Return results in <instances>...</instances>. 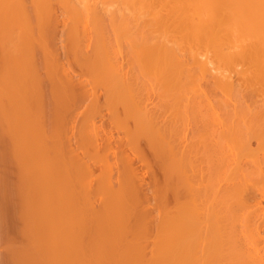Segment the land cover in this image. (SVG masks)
<instances>
[{
    "label": "rangeland",
    "instance_id": "1",
    "mask_svg": "<svg viewBox=\"0 0 264 264\" xmlns=\"http://www.w3.org/2000/svg\"><path fill=\"white\" fill-rule=\"evenodd\" d=\"M27 1V0H26ZM56 1V2H55ZM58 1V2H57ZM109 1H110V4H108L109 6L111 5V7L113 8L115 5V7L113 8V9H115L116 7H118V5H120V0H112L113 1V3H111L112 1L111 0H108V1H106V2H108L109 3ZM114 1H115V3H114ZM121 1H123L122 3H121V7H122V4H123V8H124V5H125V7H126V4H125V2H127L126 0L124 1V0H121ZM28 2V1H27ZM29 2H30V0H29ZM28 2V3H29ZM53 7L54 8H56V9H53V13H50L49 11H46V8H43V7H46L44 4H43V2H41V3H39V5L40 4H42V6L40 5V11H41V13H39V17H41V19L43 20H40V18L39 17H37L33 12H32V15H31V13L29 12V15H27V17H29L28 19H30V20H28V22L31 24V22H32V24H34L33 23V21H36L35 22V27H36V29L38 28V27H42L43 29H41V28H39L38 30H39V32H41V31H43L42 32V35L41 36H39V34H41V33H39V32H36L35 33V36H36V42L34 41V42H29L28 44H26V41H25V43H23V45L21 46L22 48H20V51L21 50H24L23 51V53H25V55L27 54V55H32L33 53L34 54H36V56H37V59H38V67L39 68H37V69H34V68H31V66L30 65H28L27 63V65L25 66V65H21V63L19 64V62H17V61H13V60H6V61H1L0 60V73H5L4 74V76L5 75H7L8 76V78H6L7 76H5V81H3L4 83H5V85L2 83H0L1 85H3L2 87L0 86V88H2L1 90H4V91H0V104L3 106L4 104H8L9 102H10V104L13 106H11L10 104L9 105H4V107H2L1 105H0V238H2V240L0 239V264H30V262H29V260H30V258H29V255H27V254H29V253H31L30 252V248L28 247V245L27 244H29V236H30V234H28L29 232H30V228H29V225H28V223H30V219L31 218H25V215L27 216V211H28V214H31L33 211H35L34 213H36L35 215H36V217H35V215H34V213H32L29 217H32V216H34V218H38V216L39 217H41V223L42 224H44V225H42V224H40L39 225V223H38V225L39 226H41V227H38V225H37V228L40 230V232H39V230H38V232H37V236H38V238L40 237V235H41V229H42V236L45 238L46 237V235H48V233L49 232H45V228L48 230V228H51L50 229V235H48V241H47V239L45 238V239H43V241L45 240V243H43V241L41 240V242H40V239L42 238V236L38 239L39 241L37 242V245L39 246V248H40V245H43L44 244V247L42 246V248H40V249H47V248H51V247H49V246H47V245H49V243H50V245H52L53 244V248H51V250H52V252H54L53 254H52V252H49L48 254L50 255V258H51V256H52V258L54 259H52V264H126V262H129V264H136L135 262H140L141 264H163L162 262L164 261H162V257L161 258H159L160 256H162L161 255V253H165V251H164V249H166V250H168L169 248H168V243H169V245L172 243L173 244V246H171V247H173V248H175L176 246H178L179 248H180V246L181 245H179L180 243H181V240H183L182 241V243H184V240H185V242L186 241H190V243H189V247H190V245L193 243V245L192 246H194V242L196 243V244H198V247L200 248L199 250H198V247L196 248L199 252H197V253H199V256H200V253H201V251L204 249L205 250V248H204V246H203V244L204 245H206V243H207V240H208V238H209V240L208 241H210L208 244H209V246L207 245V247L209 248V249H211L210 251H212V252H210V251H208L207 249V251L208 252H210V256H211V254L212 253H214L215 251H213V249H212V247L211 246H214V245H221L225 240H229L230 242H224V243H226L227 245H229V243L230 244H232V247L229 245L228 246V249L230 248V251L227 249V248H225V247H227V245H224L223 247L227 250V251H225L224 250V248L223 249H221V251L220 250H218V251H220L219 253H218V251H217V255L219 254V256H220V254L222 255V250H223V254L225 253L226 254V252H227V254L228 253H230L231 254V256H237V253L239 252H241V250H242V248H241V250L240 251H237L235 248L236 247H233V245H234V243H236V240L235 239H237V237H235V236H233V234L231 235V233H230V230H232V232H233V229L230 227H223V226H221V228L219 227V230H220V232H219V230H218V226H216L217 224L216 223H218V221L219 222H222L223 223V219H222V216L221 215H223L222 213H223V211L221 210V209H223V208H227V206H228V208L229 207H231L233 210H235V212L237 213L238 212V215L237 214H234V211H233V215H236V216H233V217H231V222L232 223H235V224H237L236 226L237 227H240L239 225V223H241V220H242V218H244V217H242L241 218V215H242V213H239V212H242L240 209H235V208H237L238 207V205H237V202H238V204H239V201H236V198H235V196H239V194L237 193V195H233V194H231V195H233L232 197L230 196V195H228V193L226 192L225 193V191L223 190V188H221L222 186V184L221 183H219L220 181L221 182H223V180L221 179V178H223V176L225 175L224 173L226 172V171H223V170H221L222 168V166L224 167L223 169H225V170H228V169H226L228 166L224 163V161H223V159H222V157H221V155H220V153H223V152H221L222 151V149H220L219 148V146H218V149L217 148H215L217 145H219V142H225L226 141V138L225 139H223V137H225L226 135H224V134H226L224 131L225 130H223V129H225L226 128V126H227V128L229 127V125L231 124L230 122H229V124L228 123H226V121H229L228 119H230L231 118V122H232V120H233V123L235 122L234 121V117H235V115L234 114H232L233 113V108H235L234 106H233V103L231 102V100H226V101H224L225 102V105L223 104L224 102L222 101V99H220L221 97H223V99L225 100V99H227L228 97L223 93V92H221L222 90H220V91H218L219 89H217V88H211V91L209 90L210 88H208V90H207V94H208V96L210 97V99H212V100H210V101H215V98L217 97L218 98V95L220 96L219 98H218V100L216 101V102H214L213 101V103L212 102H210L209 100H207L208 102H210L208 105H207V103H206V101L204 100V101H202L203 99H205V97L202 99V97H201V95H199V94H201V92H203V90L201 91V89L199 88L198 89V87H197V85L198 86H200V85H204L205 84V81H203L202 82V80L201 79H199L200 78V74H198L197 75V73H201V72H197V71H200L201 69V67H199L198 66V64L199 63H197L196 61L195 62H193L194 64L195 63H197V64H193L192 65V75H194V77H195V79L197 80V78H198V80H200V82L198 81V83H200V85L199 84H197L196 83V81L194 82V80H193V84H195V86L192 84V75H190V79H188L189 78V76L188 75H184V73H182L181 75H180V72L178 71L180 68L179 67H177L176 69V73H178L179 74V77L181 76L182 78L181 79H183V81L184 82H186L185 83V86L187 85L188 87L186 88V90L187 89H191V90H193L192 92H193V94H192V92H190V91H186L185 90V88L183 87V88H181V84H180V86H178V85H174L173 84V82L175 83V80H176V78L178 79L179 77H178V74H176L175 73V67H174V64L176 63V62H174V64L172 63V67H174L173 69H171V67H169L171 70H173V71H171V70H169V68L167 69V71H165L166 72V74H162V73H164V72H162V73H160V76H161V74H162V76L161 77H164L165 76V81L167 82V83H169L170 82V84L172 83L173 85L172 86H169V85H167V83H165L166 84V87H164L165 86V84L163 83L164 82V79L162 78V80H163V82H162V80H161V77H158L157 78V76H158V73H159V71H158V73H154L155 74V76H154V74H151L152 73V70H154L153 69V67L154 66H157V65H153L152 66V64H149V63H146L145 62V60H144V55H145V53H144V50L142 51V48L141 47H139L137 44H134L133 43V40L131 39V37L133 38V37H135V36H133L132 34V36H130L129 35V33H131V32H134L135 33V31L137 30V28H141L142 27V25L143 24H141L142 22L145 24L146 22H147V18H146V15H144V12H145V8H144V4H143V2H142V0L138 3V0H132V2H133V5H134V8H136L135 10H134V8L131 6L132 4H130V3H132V2H127V6H129V8L130 7H132L133 8V11H136L137 10V12H136V14L137 15H139V13H141L142 11H143V13H141L139 16L141 17V16H144L142 19H140L139 18V16H137V15H135V17L136 18H139L140 19V22H137V25H136V21H138L139 19H137L136 21H132V23H129V24H133V22L135 23V24H133V26H131V28L129 27V29H127V28H125V27H128L127 25L124 27V30H123V32H125V29H127V30H129L128 32H127V30H126V32H127V34H122V36H120L121 34L120 33H122V29H121V27L123 26L122 24H124V22L127 20V19H130V17L129 18H125L126 20H122L123 22H122V24H120L119 23V29H121L120 31V35L118 36V38H122L121 40H120V42H122L121 44H123V47H122V49L121 48H119V49H121L122 51L121 52H123L122 53V55H123V58H122V55H119V53H118V55L117 54H115V53H117L116 51H115V48H116V50L118 51V52H120L119 51V49H118V47L117 46H119V47H121L120 45H119V41H118V38H116L117 36H115V35H118V30H117V27L115 26V29L117 30H115V32H113V31H111V29H112V24H111V26L109 25V21L107 20L106 22H107V26L109 27V28H111V29H109L107 26H105L108 30H107V32H108V34H109V32H110V34H111V32H112V35L109 37V35H107V32L105 33V34H102V32L104 31V29L101 31L100 30V26L99 25H97L98 23H100L99 21L101 20L100 18H99V21H98V19H96L97 20V22L94 20H90V23L86 20V17L84 18L86 21V23L84 24V26H82L81 24H82V22L80 21L79 22V20L77 19L78 18V15H77V13L78 12H76V10H73L72 11V9L73 8H70V10H69V8H66L65 7V5H64V7H65V10L67 9V10H69V11H72V12H76L75 13V15L74 14H71L69 11H67V12H69V15L71 14L72 16H71V20L74 18V19H77V20H72L71 22H70V24H69V16H68V13H64L65 11H63L64 10V7H61V2L59 1V0H53ZM90 2H91V0H90ZM92 2H95V0H93ZM100 2H102L103 3V1H96V3L98 4H100L101 5V3ZM118 2H120V3H118ZM134 2H136V3H134ZM157 2V1H156ZM57 3H59V4H57ZM128 3L130 4V5H128ZM56 6H55V5ZM94 4V3H93ZM113 4H115V5H113ZM140 6V5H142L143 4V6H141V8L143 7V10L141 11L140 9H139V7L137 8V6L138 5ZM158 4L159 3H155V5H157L158 6ZM59 5V6H58ZM136 5V6H135ZM160 5V4H159ZM62 6H63V4H62ZM155 7V6H153V7H155V10H156V8L158 9V7ZM68 7V6H67ZM160 7V6H159ZM62 8H63V10H62ZM127 8V7H126ZM43 9H44V11H43ZM125 9V8H124ZM127 10V9H126ZM140 10V11H139ZM39 11V12H40ZM54 11H55V14H54ZM133 11H131V12H133ZM44 12V13H43ZM50 13L51 14V17L53 18L54 17V19L57 17V18H59L57 21H58V24H57V26L55 25H53L52 26V21L51 20H53V19H50V21H46V19L50 16H48L47 17V15H48V13ZM56 12H57V15H56ZM127 12V11H126ZM62 13V14H61ZM65 15H64V14ZM127 13H129V11L127 12ZM35 16H34V15ZM41 14H46V15H42L41 16ZM67 14V15H66ZM55 15H56V17H55ZM128 15V14H127ZM36 17L35 18V20H34V18H33V20H32V18L31 17ZM65 16V17H64ZM68 18H67V17ZM75 16V17H74ZM42 17H44V18H42ZM51 17H49V18H51ZM77 17V18H76ZM134 17V16H133ZM49 18L47 19V20H49ZM65 19V21L63 20V19ZM146 19V20H143V19ZM151 17H149L148 18V20L150 19ZM69 19V20H68ZM37 20L39 21V24L40 25H38V23H37ZM156 20V21H155ZM42 21V23H45L46 25H43V24H41L40 22ZM64 23H63V22ZM75 21H77V22H75ZM127 21H129V20H127ZM126 21V22H127ZM156 22V24H155V22ZM49 22H50V24H49ZM65 22H66V24L67 25H70V27L69 26H63V24H65ZM73 22L75 23V24H73ZM91 22H94V23H96V24H94V25H96L97 27L99 26V33L97 32V27L96 26H93V25H90V24H93V23H91ZM102 22H103V20H102ZM101 22V23H102ZM153 22H154V25L155 26H158V24H159V26H160V22L157 20V19H155L154 18V20H153ZM60 23V24H59ZM111 23V22H110ZM158 23V24H157ZM88 24H89V26H88ZM103 24V23H102ZM106 23H104V25H105ZM126 24V23H125ZM124 24V25H125ZM38 27H37V26ZM52 26V27H54L53 28V32L51 31V32H48V30H50L49 29V27H47L48 28V30H46L47 28H46V26ZM72 25V26H71ZM76 25V26H75ZM82 27H81V26ZM87 25V26H86ZM117 25V24H116ZM122 25V26H121ZM92 26L93 27H95V29H93L92 28ZM136 28H135V27ZM140 26V27H139ZM158 26V27H159ZM56 27V28H55ZM81 27V28H80ZM86 28V29H84V31L82 32V28ZM91 28V29H93V30H91V29H89V28ZM104 27V28H105ZM134 27V28H133ZM51 28V27H50ZM67 28V29H66ZM81 30H80V29ZM146 28V27H145ZM44 29L46 30V31H44ZM69 29V30H68ZM77 32V29H79V34H78V36H77V34H75V31ZM130 29L132 30V29H134L133 31H131L130 32ZM143 29H144V27H143ZM85 30H86V32H85ZM88 30V31H87ZM90 30V31H89ZM106 30V29H105ZM57 31V32H56ZM67 31H69V32H67ZM70 31H73V33H70ZM92 31H93V33L95 32V35L97 36H94L93 37V35L94 34H92ZM47 32V33H46ZM85 32V33H84ZM89 32H91V34L89 35ZM117 32V33H116ZM125 32V33H126ZM57 33V34H56ZM65 33V34H64ZM82 33H84V35L86 36V38L84 37H82L83 36V34ZM86 33H88V34H86ZM64 34V35H63ZM67 34V35H66ZM70 34V35H69ZM55 35V36H54ZM61 35H63V36H61ZM65 35H66V37H68V38H65ZM71 35H73L75 38L73 39V37H71ZM117 39L116 41H118L117 42V44L116 43H114V42H116V41H114L115 40V38ZM62 37V40H64V42L60 39ZM98 37L101 39H98ZM112 37V38H111ZM8 39H9V37H7ZM7 38H2L3 39V42L5 43V42H7ZM55 38V39H54ZM70 38V39H69ZM80 38V39H79ZM123 38H125L124 39V41H123ZM4 39H6V41H4ZM41 39V40H40ZM78 40H79V42H78ZM96 42H95V41ZM99 40V43H101V47H99V43H97V41ZM111 40H113V42H110L109 43V41H111ZM137 40V39H136ZM40 41V42H39ZM66 41V42H65ZM94 41V42H93ZM101 41V42H100ZM61 42H63V44L61 43ZM93 42V43H92ZM124 42V43H123ZM127 42V43H126ZM36 43V44H35ZM59 43V44H58ZM86 43V44H85ZM103 43H105L104 45H102ZM113 43V44H112ZM35 44V45H34ZM39 44V45H38ZM62 44V45H61ZM65 44L67 45L66 47H65ZM96 44V45H95ZM107 44V45H106ZM111 44H112V46H113V49H112V47H111ZM129 44H131V45H129ZM39 46L41 49L39 50V47H36V46ZM47 45V46H46ZM58 45V46H57ZM85 45V46H84ZM95 45V46H94ZM114 45H116V47L114 46ZM127 45H129L130 47L131 46H133L132 48L135 50V48L137 47L138 49H139V51H142L143 53H144V55H143V53H139V51H138V53L137 52H135V51H137V50H131V51H134V53L132 52H130L129 53V49H128V46ZM43 46H44V48H45V51L47 52H45L44 51V48H43ZM77 46V47H76ZM81 46V47H80ZM5 47H8V43H7V45H6V43H5ZM62 47H64L65 49L67 48V50H71V51H69V53H71V54H73V55H71L72 56V58H73V56H75V54H77L76 56V58H75V60H73L71 57H70V54L68 53V55L69 56H67L68 58H66L63 54H61V53H64V52H62V51H65ZM135 47V48H134ZM36 48H38V49H36ZM87 48V49H86ZM97 48V50H95ZM109 48H111V49H109ZM131 48V49H132ZM136 48V49H137ZM26 49V50H25ZM60 49H63L62 51H60ZM143 49H145V48H143ZM6 50H7V52H8V50L9 49H7L6 48ZM29 50V51H28ZM41 50H42V54H41ZM48 50V51H47ZM59 50V51H58ZM87 50V51H86ZM107 50H110V53H108L107 55H106V53L104 54V51H106L107 52ZM34 51H36V52H34ZM37 51H38V53H37ZM73 51V52H72ZM75 51H76V53H75ZM78 51V52H77ZM84 51V52H83ZM112 51V52H111ZM115 51V52H114ZM204 51L205 50H203L202 52L204 53ZM57 52H59L60 53V56H61V63L63 62V64H60L62 67H64V69H67V73H68V75L71 77V78H73V79H71V78H66L65 76H61V74L63 75V72H62V69H61V67H59V69L58 70H60L59 72H58V70H57V68H58V66L55 64V62L56 61H54L53 60V62H52V58H53V54L55 53V55L56 54H59V53H57ZM120 52V53H121ZM51 53V54H50ZM84 55H83V54ZM93 53H94V55H93ZM113 53V54H112ZM46 54V55H45ZM110 54V55H109ZM124 54L127 56V58H125V56H124ZM130 54H132V55H130ZM41 56V55H44V56H46L45 57V59H44V57L43 56H41V57H39V56ZM54 55V56H55ZM64 57H63V56ZM93 55V56H92ZM98 55V58H96V56ZM116 55H117V59H116ZM210 55H212L211 53H210ZM56 56H58V55H56ZM95 56V60H94V57ZM107 56V57H106ZM71 59H70V58ZM83 58V59H80L81 60V63H79L78 64V62H80V61H78L77 62V60H79V58ZM106 57V58H105ZM109 57L111 58V59H109ZM212 57V56H211ZM63 58H64V60H63ZM85 58V59H84ZM125 58V59H124ZM215 58V59H214ZM216 58L217 57H215L214 55H213V57L211 58V59H213V61L215 62V61H217L216 60ZM41 59H42V62L44 63H41ZM54 59L56 60V58L54 57ZM71 60V62L70 61H67V60ZM93 59V60H92ZM98 59H100V60H98ZM113 59H116V60H113ZM128 59V60H127ZM218 59V58H217ZM86 61V64L84 63V61ZM92 60V61H91ZM97 60V61H96ZM110 60V62L108 63L107 61H109ZM113 60V61H112ZM120 60H121V62H120ZM123 60H125L124 61V64L123 65H121L122 64V62H123ZM136 60H138V61H136ZM8 61V62H7ZM77 63H75V62ZM89 61H91V62H89ZM94 61V62H93ZM105 61V62H104ZM115 61H116V65L115 64H113V66H111L112 64V62H114L115 63ZM129 62L130 64H127V62ZM192 61V60H191ZM3 62H5V64L3 63ZM9 62H11V63H9ZM107 62V63H106ZM136 62H139L138 64L136 63ZM3 63V64H2ZM66 63H68V64H66ZM69 63H71V65L69 64ZM82 63H83V65H82ZM97 63V64H96ZM119 64V66L121 65L122 67L124 66V67H126L127 68V66L129 67V65H135L136 64V68L138 67V68H140L139 66H146L147 65V67H146V69L147 68H149V69H147V71H146V69H145V73L147 74L148 73V75H149V72H151L150 73V75H153L152 77L153 78H151L150 76V78L152 79V80H150V81H152L153 82V79H154V81H155V83H153V84H155V86H152V82L150 83V85L148 84V85H146V83H148L149 81V77H148V80H147V78H146V76H148V75H146V74H140V73H138V74H136V72L137 71H135V69H134V66H132V69L134 70H132L131 68H127V69H130V70H127L126 68H122L121 66V68L118 66V64ZM132 63V64H131ZM2 64V65H1ZM8 64V66L6 67V65ZM13 64H16V65H13ZM24 64V63H23ZM40 64H43V67L41 66V68H40ZM48 65V67H47V65ZM81 64V66L83 67H79L78 66V68L81 70L82 69V71L83 72H81L80 70V72H78V71H76L75 70V68L76 69H78L76 66L77 65H80ZM5 65V66H4ZM10 65H12V68H11V70L9 69L11 66ZM45 65V66H44ZM54 65H56V66H54ZM69 65V66H68ZM86 65V66H85ZM151 66V68H150V66ZM235 65H237V64H235ZM19 66V67H18ZM22 66V67H21ZM28 66V67H27ZM51 68H50V67ZM70 66H72L71 68H73V69H71V68H69ZM100 66V67H99ZM107 66H109V67H107ZM114 66H115V71H116V67L118 66V68L120 69V70H118V68H117V71H118V73H117V71L115 72L113 69H109V68H114ZM149 66V67H148ZM170 66V65H169ZM175 66H177V65H175ZM193 66H196V67H194V69H193ZM222 66V65H221ZM226 66V65H225ZM223 66L222 68H224V69H222V68H220L221 70V72H223V70H224V72H226V73H233L232 75L233 76H235V72H236V68L238 67V69L237 70H239V66H240V69L242 68V64L240 65L239 64V66L237 65L236 66V68H235V70H233L234 69V67L231 69H228L227 67H232L233 65H228V66ZM246 67L247 65H245L244 63H243V67ZM4 67H6V71L4 70ZM16 67L18 68V69H16ZM30 67V68H29ZM45 67V68H44ZM46 67L48 68V69H46ZM67 67V68H66ZM107 67V68H106ZM140 68V69H142V71H140L138 68V72H144L143 71V69L145 68ZM199 67V68H198ZM3 68V69H2ZM14 68V69H13ZM20 68V69H19ZM22 68H27L29 71H27V72H29V74L30 75H23V76H25V78H26V80H25V78H24V81L22 80V77H21V75H19V74H28L25 70V72L24 71H22V73H21V71H19V70H23ZM44 68V69H43ZM50 68V69H49ZM54 68H56V69H54ZM196 68H198V69H196ZM227 68V69H226ZM250 69V66H248V67H246V69ZM2 69V70H1ZM16 69V70H15ZM26 69V70H27ZM38 69H39V73H37L36 74V72L38 71ZM40 69H41V71H40ZM51 69H54L55 71V73L57 74V75H55L54 74V72H52V70ZM71 69V70H70ZM84 69V70H83ZM106 69H107V71H108V73H107V71H106ZM122 69V70H121ZM125 69V70H124ZM136 69V70H137ZM156 69H157V67H156ZM154 70L153 72H156L157 70H159V69H157V70ZM200 69V70H199ZM244 69V68H243ZM248 69V70H249ZM13 70H15L14 72H13ZM31 70H33V72L31 71ZM37 70V71H36ZM43 70H46V71H43ZM76 72L75 74L73 73L74 71ZM124 70V72L127 70V71H133L132 73H131V75L133 74V76H135V75H138L139 77H140V79L141 78H143V79H145L146 78V80L148 81V82H146V80H143L142 79V82L144 81V83H145V85L146 86H148V88H152V87H154V88H152V89H149L150 91H152L153 89L155 90V88H157V87H159L158 89H161V88H163L164 87V89L166 88H168V86H169V88L166 90H163V89H161V90H163L162 91V94H161V90L159 91H157V89L155 90V93H154V91H152V93H150V91L149 92H147L146 91V87L145 88H143V86L141 87V88H143V89H141L140 88V86H138V85H140L139 84V82L138 81H140V80H138L137 81V77L138 76H135V77H133V76H128L130 73L129 72H127L126 71V73H124V72H122L121 73V71H123ZM196 70V71H195ZM248 70H246V71H248ZM9 71H12V72H9ZM73 71V72H72ZM94 71V72H93ZM169 71H171L170 72V74H171V76H170V74L168 75V73L167 72H169ZM232 71V72H231ZM9 72V73H8ZM17 72H18V75H17ZM58 72V73H57ZM90 73V74H92V76L90 77H87L88 76V73ZM97 72H98V74H97ZM100 72V73H99ZM120 72V73H119ZM135 72V73H134ZM173 72V73H172ZM195 72V73H194ZM31 73H33V74H31ZM34 73L36 74L35 75V77L36 76H38V77H36V79L34 80L33 78H32V76L34 75ZM59 73H60V75H59ZM71 73V74H70ZM86 73H87V75H86ZM109 73L110 74H112V75H109ZM116 73H117V75L119 76V78H117V79H120V81H122L121 83H120V85L123 83V84H125V88H127V86H126V84L127 83H129L130 84V86L132 85V86H134L135 88H133L135 91V94H136V92L137 93H141L142 94V92L141 91H143L144 90V92H146L147 94H142V96H143V99H142V96H140L139 94H137L136 96H135V98H139L138 96H140V98L139 99H141L142 101H140V107H142V109L141 108H139V110H141V113H143L144 111L143 110H145V107L144 106H146V107H148L149 106V109L150 110H153V108H154V110H155V108H156V110H157V112L159 113V110L160 109H162L163 108V110H165V109H167V110H169L170 111V106H171V109L172 108H174V106H172V104H176L177 102H179V99H180V97H183V95H184V97L185 98H189V97H191V99H189V100H191L192 102H193V100H194V103L192 104V102L191 101H189L190 103H188V99H183L182 98V104L184 103L185 105H187V107L183 104H181V100H180V102L179 103H177L175 106V109H173L174 111H176V113L178 114V115H176L175 113H174V111L173 110H171L170 112L169 111H167V110H165V115L166 116H163V117H165V119L167 118L168 119V121L170 122L169 123V125L171 126V128H170V126L169 125H167L168 124V121H166L167 123H165L164 125H165V127L166 128H168L169 129V131H170V129L173 131V132H171V133H173V134H175V135H178L179 133L178 132H180V134L181 135H184L183 133L184 132H186V131H188V129H189V131H190V129H192V131L191 132H188L187 134L189 135V133H192V132H194V134H190L196 141H198V142H196V141H194V139L192 140V142H190V143H188L187 144V141H184V139H183V141L181 140V146H182V148L184 147L185 148V151L188 153L189 151H190V147H192L193 149H192V151H194V150H196L197 149V146L199 147V150L198 151H201L200 153H202V151L204 152V153H206L205 152V149H207L206 151H208L206 154H208V157L211 159V163H209V165H208V163H207V165H206V159H207V157H205V155L204 154H202V156H201V158L202 157H205V158H203V160L205 161V163H204V165H206L205 167H207L206 169V171L208 172V173H210V172H212V171H215L216 173H214V172H212L211 174H212V176H211V174H209L208 175V173L205 171V173L207 174V176H209V177H212V178H204V181H205V179L208 181V183H207V181H205L204 182V185H209L210 184V186H207V187H209L208 188V191L206 192L205 190H204V195L203 196H200L198 199H201V197H202V199L201 200H198L197 199V201H198V203L200 202H202L201 204H200V206L202 205L203 207H204V209H202V210H200V209H196V210H200V211H197V213L199 214L200 212L202 213V215L200 216V214H199V216L201 217V218H193V216L195 215V214H191L192 212H191V210L189 211V209L191 208V207H193L195 204H192L193 202H192V199H190L191 197H189L190 195L189 194H186L187 195V197H189V198H185L184 199V197H182V199L183 200H181L180 198V200L179 199H177V202H179L178 204H176V206L177 207H181V210H183L184 209V207L186 208L185 209V213L184 212H180V211H177V209H175V196H173V195H171L170 197H171V199H172V197H174L173 199H172V201L170 202V203H168L167 205H169L170 206V208H172V207H174V208H172L173 210V212H171V211H169V213L170 214H167V212L165 211V210H159V208L162 206V208H163V205L162 204H164V203H158L157 202V199H154V198H156L155 197V194H154V196H153V193H154V191H152V189L154 188L155 189V185L153 184V178H152V176H153V174H151L147 169H146V163H144V162H142L141 160H138V157H137V155L135 156L134 154H135V152L131 149V146H129V142L131 143L132 142V140H135L136 138H137V141H138V139H140L141 140V142H138L139 143V145H141V143H142V146L141 147H143L144 149H146L147 148V150H148V152L150 153V152H152V157L154 158L156 155H155V153H153L154 151L153 150H151L152 148H154L155 149V147H156V150H158L157 148V146L158 145H160L161 143H159L160 141H162V139H159L158 140V138H156V140L158 141L157 142V144H156V146H155V143L156 142H154V144H152L153 146H149V145H147L148 144V142H150L149 141V139H147V138H149L150 137V135L147 137H138V136H140L139 134H138V132L140 133V130H138V132L135 130V127L137 128L138 127V129H139V126H138V121L140 120V122L141 121H144V120H146V119H148V120H146V121H144L143 123L144 124H147L148 122L147 121H149V118L147 117V114L145 113V114H143V115H145L146 116V118H145V116H143V115H141V113H140V111L138 110V112H137V110H135L137 107H135L134 109H133V107L131 108V104L133 103V105L132 106H135L134 105V102L131 100V96H129V98H130V101H132V103L130 104V103H127V102H125V100L124 99H126L125 98V96L127 95L128 96V94L129 93H126V91H127V89L129 90V88H131V87H129V88H127V89H123V86L121 85V86H119V88L120 89H122V90H120V89H118L117 88V85H119V80L118 81H116V80H114V79H116V77H118L117 75H116ZM175 73V74H174ZM209 74H210V72H208ZM207 73V74H208ZM247 73V72H246ZM15 74V75H14ZM42 74V75H41ZM101 74V75H100ZM174 74V77H172V75ZM209 74H208V78L210 79V82H212V76H211V74H210V76H209ZM11 75V76H10ZM93 75H94V77H93ZM108 75V76H107ZM126 75H127V77H129V79L131 80V82L135 79L136 81H137V83L135 82V80L132 82V84H131V82L129 81V79H126ZM176 75V76H175ZM197 77H196V76ZM12 76H13V78H12ZM18 77V76H20V81L22 80L23 81V84H21L22 82H20V85L22 86V87H17V86H15L14 84H15V80H16V78L15 77ZM29 76V77H28ZM58 76V77H57ZM95 76H96V79L94 80L93 78H95ZM99 76V77H98ZM102 76V77H101ZM113 76H116V77H114L113 78ZM166 76H169V77H166ZM183 76H184V78H183ZM186 76V77H185ZM236 76H238V77H236ZM236 76L234 77L235 79L236 78H240L241 76H239L238 75V73H236ZM39 77L41 78V80L43 81H45L46 80V82L44 83V90H45V92L47 91V93H48V95H46L47 93H45V92H43V94L44 95H40V93H39V91L38 90H36L37 89V87L38 86H40V82L41 83H43L41 80L39 81L38 79H39ZM108 77H110V78H108ZM112 77V78H111ZM139 77H138V79H139ZM155 77V78H154ZM170 77H172L171 79H170ZM243 77V76H242ZM27 78H28V80H27ZM45 78V79H44ZM62 78V80H59V79H61ZM91 78L93 79V80H91ZM99 78V79H98ZM106 78V79H105ZM158 79V81H157V79ZM160 78V79H159ZM167 78H168V80L170 79V81H168L167 80ZM175 78V79H174ZM186 78L188 79V80H186ZM11 79H12V82H13V85H12V82L10 83V81H11ZM32 79H33V82H32ZM101 79L103 80V81H101ZM125 79H126V82L127 83H125L124 81H125ZM174 79V80H173ZM10 80V81H9ZM14 80V81H13ZM71 80H72V82H71ZM89 80H91V81H93L94 82V85L95 86H97V87H95V92H93L92 90V87L94 88V86H92L91 85V87H90V85L89 84H93L92 82H88ZM106 80V81H105ZM128 80V81H127ZM161 80V82H162V86H161V83H160V85H159V81ZM180 80V78L177 80V82ZM186 80V81H185ZM190 80H191V84H189L190 83ZM27 81V82H26ZM62 81L63 82H66V81H68V84L70 85V86H72L73 85V83L74 84H76V88L74 89V85H73V87L71 88V90H68L67 89V87H63V89L61 88L63 85L64 86H67V82L64 84V83H62ZM70 81V82H69ZM85 81V82H84ZM114 81V82H113ZM116 81V82H115ZM173 81V82H172ZM189 81V82H188ZM253 81V80H252ZM24 82H26V83H28V82H30V84H29V86H35V88H33V87H31L30 88V91L27 93V91H26V89H24L23 90V88H24ZM39 82V84L37 85V83ZM76 82V83H75ZM112 82V83H111ZM142 82L140 81V83H141V85H142ZM176 82V83H177ZM182 82V81H181ZM254 82V81H253ZM8 83H9V85H10V87L8 86V87H6L7 85H8ZM46 83H47V87H46ZM48 83H50L49 85H48ZM70 83H72V84H70ZM80 83V84H79ZM96 83V84H95ZM98 83V84H97ZM101 83V84H100ZM105 83V84H104ZM111 83V84H110ZM133 83H136V84H133ZM61 84V85H60ZM63 84V85H62ZM109 84V85H108ZM156 84H157V87H156ZM164 84V85H163ZM197 84V85H196ZM256 84V83H255ZM255 84H253L252 86L250 85V87H247V88H251L250 90H253L254 88L257 90V91H259V90H261L260 92H259V94L258 93H256L257 91H252V93L250 94L249 92L250 91H247V93H249L250 95H253V94H255V95H259L260 96V99H262L264 96V94H263V91H264V88L263 89H261V87L259 86H256ZM17 85V84H16ZM20 85H18V86H20ZM50 85H51V88H49L50 87ZM56 85H57V87H56ZM77 85L79 86V89H80V91H79V89L77 88ZM87 85H88V87H87ZM128 85V84H127ZM184 85V83L182 84V86ZM191 85V86H190ZM248 85H249V83H248ZM14 86V87H13ZM37 86V87H36ZM41 86H42V84H41ZM55 87V90H53V87ZM111 86V87H110ZM115 86V87H114ZM140 88V89H138V87ZM173 86H176L177 88H173V89H171L170 87H173ZM193 86H194V88H196V89H192L193 88ZM4 87V88H3ZM59 87V88H58ZM181 89H179V88ZM190 87H192V88H190ZM252 87H253V89H252ZM258 87V88H257ZM12 88L13 89H15V88H17V90H19V91H16V89L14 90V92H13V90H12ZM22 88V89H21ZM33 88V89H32ZM58 88V89H57ZM88 88V89H87ZM105 88V89H104ZM117 88V89H116ZM137 88V89H136ZM147 88V89H148ZM245 89V91L246 90H248V89ZM51 91V92H53V93H49V91ZM60 89H61V91L62 92H60ZM64 89H65V91H64ZM68 90V92L69 91H71L72 92V94L74 93V92H76V95H75V93H74V97H73V95H71L70 93H68V92H66L67 90ZM171 89V90H170ZM177 89V90H176ZM214 89V90H213ZM74 90V91H73ZM80 92V93H78V91ZM85 92H84V91ZM90 90V91H89ZM96 90H98V91H96ZM117 90V92H115ZM137 90V91H136ZM138 90H139V92H138ZM168 90H170V91H168ZM174 90H176V91H178V93L176 92V94L173 92ZM195 90V91H194ZM25 91H26V93H25ZM81 91H83V92H81ZM87 91H88V93H87ZM93 93H92V92ZM105 91V92H104ZM156 91H157V94H158V92H159V94L158 95H163V93L164 92H167V93H170L171 91H172V93L174 94L173 95V98H172V96H166V94L167 93H165V96H163V97H165L166 99H168V100H166V103L164 102L165 100V98H163V103L161 102L162 101V97H158V95L156 94ZM179 91H181V92H179ZM185 91V92H184ZM218 93H217V92ZM22 94H20V93ZM35 92H37V93H35ZM65 92V93H64ZM103 92V93H102ZM113 92V93H112ZM115 92V93H114ZM122 92H123V94H122ZM128 92V91H127ZM130 92H131V95L134 93L133 92V90H130ZM133 92V93H132ZM187 92H189V93H191V94H189V97H187V95H185V94H187ZM194 92H196V93H194ZM198 92H200V93H198ZM209 92H210V94H209ZM255 92V93H254ZM14 93V94H13ZM33 93V94H32ZM35 93V94H34ZM55 93V94H54ZM59 93H63V95L62 94H59ZM68 93V94H67ZM81 93L83 94V95H81ZM89 93H91V94H89ZM150 93V94H149ZM182 95H181V94ZM226 96L225 98H224V95ZM227 93V92H226ZM261 93H262V95H261ZM1 94H2V96H3V94H4V96L2 97L1 96ZM18 94V95H17ZM25 94V95H24ZM65 94H66V96H67V98H65L64 96H65ZM71 96H70V95ZM79 94H80V96H79ZM106 94V95H105ZM109 96H108V95ZM110 94H111V96H110ZM114 94V95H113ZM116 94V95H115ZM117 94H121L120 95V98H122V96H124V99L122 100V99H120L119 98V96L117 95ZM199 95L200 97H201V102L203 103V102H205V103H203L205 106H202V107H204V108H199V106L198 105H196V104H199L200 103V101L198 102V100L196 101V99L198 98V95L197 96H195V98H194V96L193 95ZM203 94V93H202ZM222 94V95H221ZM21 96V98L20 97H18V99L19 100H17L16 99V97H14V96ZM27 95H28V97H27ZM38 95V96H37ZM55 95L57 96V97H55ZM86 95V96H85ZM145 95V96H144ZM147 95H148V97H151V98H149V101H145V97H147ZM153 95V96H152ZM172 95V94H171ZM175 95H179V97L177 98ZM211 95H212V98H211ZM216 95V96H215ZM247 96V97H250V99L248 98L247 100H244L245 102L243 103L244 105H246V101H247V103H251L252 102V99L254 98V99H256V97H258L257 99L259 100V96H255V97H252V96ZM23 96V97H22ZM30 96V97H29ZM45 96V97H44ZM58 96H63L64 98L63 99H61L60 97H59V99L62 101H66V99L68 100V104H66L67 103V101H66V103L65 102H61V101H59V99H58ZM70 96V97H69ZM79 96V97H78ZM92 98H91V97ZM98 96H99V98H98ZM115 96L117 97V98H119L120 99V101H119V103L120 102H122V101H124L125 102V104H126V106H129V109H127L128 107H125V105L123 104V103H121L124 107H120V105L121 104H118L117 105V103H118V100L119 99H117V98H115ZM133 96V95H132ZM156 96V97H155ZM192 96H193V98L194 99H192ZM203 96V95H202ZM214 96H215V98H214ZM229 96V95H228ZM263 96V97H262ZM35 99H34V98ZM42 97V98H41ZM69 97V98H68ZM83 97H85V98H83ZM105 98V99H102V98ZM107 97H111L110 99L109 98H107ZM148 97H147V99H148ZM158 97V98H157ZM169 97H171V98H169ZM176 97V98H175ZM252 97V98H251ZM4 99V100H2V99ZM15 98V99H14ZM23 98H26V99H23ZM30 98H31V100H30ZM32 98H33V102H32ZM48 98V100H46ZM76 98V99H75ZM79 98V99H78ZM83 98V99H82ZM5 99H6V101H5ZM17 100V101H14V100ZM116 99V100H115ZM151 99H152V101H151ZM154 99V100H153ZM159 99H161V101L159 100ZM169 99H171V100H169ZM173 99H175L177 102H172V100ZM199 99V98H198ZM230 99V98H229ZM8 100V101H7ZM23 102H22V101ZM26 100V102L24 103V101ZM27 100H29V101H27ZM37 100V101H36ZM41 100H42V102H41ZM58 100V101H57ZM71 100H72V102H73V100H74V102H73V104H72V102H71ZM76 100V101H75ZM81 100V101H80ZM106 100V102L108 103V101L107 100H109V101H111V106L114 104L116 107L115 108H113L114 106H112V108L110 107V109L112 110L111 111V113H110V109L107 111V109H106V107L107 106H105V104L106 105H108V104H110V103H105L104 101ZM115 100V101H114ZM126 100H128V98L126 99ZM184 100V101H183ZM251 101V102H249V101ZM46 101V102H45ZM50 101V102H49ZM56 101H57V103H56ZM96 101V102H95ZM117 101V102H116ZM129 101V100H128ZM134 101H135V99H134ZM151 101V102H150ZM160 101V103H158V108H157V106L155 105V104H157V102H159ZM168 101V102H167ZM170 101V102H169ZM196 101V102H195ZM221 101H222V103H221ZM6 102V103H5ZM13 102V103H12ZM18 102V103H17ZM22 102V103H21ZM28 102V104L30 105H26V103ZM80 102V103H79ZM83 102V103H82ZM89 102V103H88ZM101 102H103L104 104H102ZM136 102V101H135ZM144 104H143V103ZM148 102H150V103H148ZM186 102V103H185ZM198 102V103H197ZM229 102L230 103H232V104H230V106L228 105L229 104ZM20 103V104H19ZM50 103V104H49ZM52 103V104H51ZM54 103H55V105H54ZM60 103H62V105L60 104ZM63 103H65L64 105H63ZM147 103V105H145ZM171 104V105H169V104ZM202 103H200V104H202ZM212 103V104H211ZM218 103H219V105H218ZM15 104V105H14ZM21 106V107H19V105ZM31 104H33L32 106H31ZM39 106H38V105ZM43 104V105H42ZM45 104V105H44ZM46 104H48L47 106L48 107H46ZM59 104H60V106H59ZM87 104V105H86ZM91 104V105H90ZM150 104V105H149ZM164 104H166V105H164ZM178 104H180V106L182 105L183 106V111L182 112H180L181 110H182V108H181V110L178 112L177 110L179 109V105ZM193 105L194 106V109L196 108L195 107V105L196 106H198L197 108L198 109H200L202 112H203V114L205 115L206 113H208V118H201L202 116H200V115H203V114H200L201 112H200V110H197V108L194 110V109H192L191 107L192 106H190V105ZM199 104V105H200ZM215 104H217V105H214ZM223 104V105H222ZM226 104H227V106H228V108L229 107H231V105L233 106L232 107V111H231V108H230V111H228V109L227 108H225V107H227L226 106ZM242 104V105H243ZM22 105H24V106H26V107H29L30 108V110H29V112L30 113H28V111H26L27 109H29V108H26V107H22ZM50 105V106H49ZM54 106V107H52V106ZM57 105V106H56ZM67 105V107H66V109L64 108V106H66ZM99 105H103L104 107H102L101 108V110L99 111ZM144 105V106H143ZM154 105L156 106V107H154ZM161 105V106H160ZM165 107V109H164V107ZM211 105H213L215 108H213ZM222 105V106H221ZM5 106L7 107L6 108V110L4 109L5 108ZM11 106V107H10ZM15 106H17L16 107V109L18 108H20V110L22 109V111H20V110H16L15 109ZM38 106V107H37ZM44 106V107H43ZM58 106H59V109L60 110H58L59 111V113L57 112V109L56 108H58ZM61 106H63V107H61ZM100 106V107H101ZM137 106V105H136ZM153 106V108H150V107H152ZM1 107H2V109H1ZM31 107H32V109H31ZM44 108V112L40 109V108ZM49 107H52L51 109L49 108ZM117 107L119 108L118 110L119 111H117ZM144 107V108H143ZM186 107V108H185ZM9 108V109H8ZM12 108V109H11ZM33 108L35 109V111L36 110H38L37 112H35L34 110H33ZM47 108H49V109H47ZM90 108V109H89ZM92 108V109H91ZM121 108V109H120ZM169 108V109H168ZM189 108V110H190V108H191V110H192V112H189V110H186V109H188ZM216 108H218V109H216ZM242 107H240V109H241ZM53 109V112H52V116L50 115L51 114V110ZM63 109H65V110H67L68 109V111H64ZM94 109H96L95 110V113H94V116H91V115H93V112H90V111H94ZM103 109V110H102ZM105 109V110H104ZM124 109H125V112H124ZM127 109V110H126ZM206 109V110H205ZM226 109V110H225ZM245 110V107H243L241 110ZM4 110H5V113L4 114H2L3 112H4ZM12 110H14V111H12ZM41 110V111H40ZM50 110V111H49ZM56 110V111H55ZM82 110H84V111H82ZM133 110H135L136 111V113L133 111ZM163 110H162V112H163ZM190 110V111H191ZM194 110V111H193ZM227 112H225V111ZM246 110H250V108L249 107H247L246 108ZM8 111V112H7ZM16 111V112H15ZM26 111V112H25ZM34 111V113H31V112H33ZM127 111H129V113H130V111H131V114H129V115H127L128 113H127ZM133 111V112H132ZM143 111V112H142ZM185 111L187 112H189L188 114L190 115V114H192V115H190V116H192V118L191 119H189V121H191V123L192 124H190L189 122H188V118H190V116L188 117L187 116V114L185 113ZM198 111V114H196L197 116H193V113L195 112H197ZM221 111H223V112H221ZM23 114H22V113ZM28 113V115H26L25 113ZM42 112V113H41ZM50 112V113H49ZM64 112V114H62ZM103 112H105V114L103 113ZM162 112H160V114H161V116H162ZM172 112L176 115L175 117V120L174 119H172V116H174V114L173 115H169L170 117H171V120H170V117L168 116V114L170 113V114H172ZM184 112V113H183ZM219 112V113H218ZM228 112H231V114L230 113H228ZM19 113V114H18ZM91 113V114H90ZM100 113V114H99ZM114 113V114H113ZM123 113H124V115H123ZM138 113H140V114H138ZM164 113H163V115H164ZM167 113V114H166ZM182 113V114H181ZM194 113V114H195ZM209 113L211 114L210 116L212 117H210L209 116ZM221 113V114H220ZM223 113H225V114H223ZM16 114H18V116L17 117H15L16 116ZM25 114V115H24ZM36 114H37V117H36ZM58 114H59V116H58ZM90 114V115H89ZM110 114L111 115H113L114 117H112V116H110ZM133 114H135V115H133ZM218 114V115H217ZM231 115V117L230 116H228V115ZM251 114V113H250ZM250 114L248 115L247 113H246V115H241L243 118H241L240 119V116L238 115V117H239V119L240 120H242V123L243 122H245L243 119H244V117L249 121V122H253V118H252V120H251V118L249 117L250 116ZM12 115V116H11ZM15 115V116H14ZM19 115H20V117H19ZM22 115V116H21ZM49 115H50V117H49ZM55 115V118H53V116ZM102 115V116H101ZM136 115H140V116H143V118H140L137 122H136V120L140 117V116H138V118L136 117ZM180 115V116H179ZM183 117H182V116ZM184 115H185V117H184ZM203 115V116H204ZM220 115V116H219ZM223 115V116H222ZM226 115H227V117H229L228 119L226 118ZM232 115H233V117H232ZM262 115H264V114H262ZM27 116V117H26ZM43 116H45V117H43ZM48 116V117H47ZM58 116V117H57ZM63 116H65V117H63ZM67 116V117H66ZM169 118H168V117ZM6 117V118H5ZM12 117V118H11ZM30 117V118H29ZM41 117H43V119L41 118ZM46 117H47V119H46ZM70 117H71V119H70ZM91 117H93L94 119H91ZM126 117V118H125ZM133 117V118H132ZM182 117V119H180ZM195 117H197L198 119L199 118H201V121H200V119H199V121H198V119H196ZM206 117V116H205ZM219 117V118H218ZM23 118V119H22ZM44 118H45V121L43 122L42 120H44ZM50 118H51V120L52 119H58V118H60V121H59V119H58V121H59V124H60V126H59V124H58V122H56L55 120H52V121H50ZM66 118L67 119H70V120H66ZM118 118L121 120V122H120V120H118ZM130 120H129V119ZM174 118V117H173ZM178 118V119H177ZM214 118V119H213ZM11 119V121H12V119H13V121L11 122H9V120ZM19 119H21V120H19ZM26 119V120H25ZM91 119V120H90ZM116 119V120H115ZM126 119V120H125ZM133 121H132V120ZM142 119V120H141ZM180 119V120H179ZM183 119H186V120H184V122L186 121V125L184 124V122H183ZM196 119V120H195ZM222 119V120H221ZM225 119V120H224ZM245 119V120H246ZM40 120V121H39ZM62 120H64L63 122H62ZM66 120V121H65ZM75 120V121H74ZM77 120V121H76ZM127 120H129V121H127ZM173 120V121H172ZM215 120V121H214ZM219 120H220V122H219ZM236 120V119H235ZM7 121V122H6ZM26 121V122H25ZM42 121V122H41ZM67 121H71V123L69 122H67ZM123 121V122H122ZM178 121V122H177ZM194 121H197V123H199V122H202V123H199V124H196V122H194ZM218 121V122H217ZM222 121V122H221ZM248 121H247V124H248ZM3 122V123H2ZM20 122V123H19ZM22 122V123H21ZM46 122H50L49 124L51 125H49L48 123V125L47 124H45ZM52 122V123H51ZM55 122H56V127H54V126H52V125H54L55 124ZM61 122H62V124H61ZM65 122L67 123V124H70L69 126H68V128H67V126H65L66 124H65ZM110 122H111V124H110ZM116 122V123H115ZM124 122H126V123H124ZM147 122V123H146ZM163 122H165V120L163 119ZM173 122V123H172ZM176 124H175V123ZM182 122H183V124H184V126H185V128H184V126H183V124H182ZM187 122H188V124H187ZM212 122V123H211ZM226 124H225V123ZM249 123V125H251V124H254V123ZM7 123H9V125H8V127H7ZM11 123H13V125L11 124ZM14 123H16V125H17V123H19V126H15L14 125ZM83 123H85V124H83ZM120 123H121V125H122V129L121 130H126V127L128 128V130H130L131 129V131L129 132L128 130L126 131V132H128V133H126V132H124V131H121L120 130V128H117V126L119 125V126H121L120 125ZM135 123V124H134ZM137 123V124H136ZM171 123H172V125H171ZM207 123V124H206ZM208 123H210V125L211 126H209V129L211 130V131H213V133L214 132H216V134H213L212 132V134L213 135H216V137L214 138L213 137V135H211L209 132V130H208V132H206V130H207V128L205 129V127L204 126H208ZM220 123V124H219ZM236 123H238L237 121H236ZM10 124L12 125L11 126V128L12 129H15V128H17L18 130H19V132L20 133H22V131H23V133H24V129H27L28 130V128L30 129V130H28V131H26L25 130V134H20L21 135V138H23L24 136V140L22 139L21 140V143H23V142H25V144H26V140H27V138H28V136H31V138H33V140H37V141H34V143L36 144L37 142H39V143H37L36 145L34 144V148H35V146L37 147V148H35V150L33 149V154L29 157V159L26 157L27 155L25 154V153H23V150H22V154H24L25 156H23L22 157V159L24 160V161H22V162H24V164H20V162H18L16 159L13 161V151H12V149H13V147L14 146H12V145H14V143L12 142V138L10 137L11 136V128H9L10 127ZM22 124V125H21ZM26 124V125H25ZM58 124V125H57ZM103 124V125H102ZM116 124V125H115ZM150 124V125H149ZM194 124H196L197 125V127L194 125ZM200 124H202V126L200 127ZM256 124V123H255ZM30 125H31V127H33V128H31L30 127ZM43 125H44V127L46 128H44V129H42L41 127H43ZM79 125V126H78ZM83 125V126H82ZM95 125H97V126H100L99 128L98 127H95V129L96 128H98V129H100L99 130V137L97 136V138H96V131L94 132V127L93 126H95ZM105 125V126H104ZM127 125H129V126H127ZM140 125H142L143 126V124H142V122H141V124ZM148 125L149 126H151L152 128H151V130L152 129H154V127H153V125L151 124V121H149V123H148ZM148 125H144V126H148ZM167 125V126H166ZM187 125H189V128L187 127V130H186V126ZM226 125V126H225ZM14 126H15V128H14ZM23 126V127H22ZM37 126H38V128H37ZM41 126V127H40ZM64 126H65V128H64ZM74 126V127H73ZM82 126V127H81ZM92 126V127H91ZM114 126H115V128H114ZM123 126L125 127V129L123 128ZM131 126V127H130ZM135 126V127H134ZM142 126H140V129L141 128H143ZM169 126V127H168ZM175 126H177L176 128L179 130H177L176 128H175ZM179 126H181V127H179ZM190 126H192V127H190ZM199 126V127H198ZM215 126V127H214ZM225 126V127H224ZM24 128V129H22V128ZM26 127H28V128H26ZM39 127L41 128V131H37V129L38 130H40L39 129ZM51 129H50V128ZM54 127V128H53ZM58 127H59V129H58ZM84 127V128H83ZM106 127V128H105ZM111 127V128H110ZM129 127H130V129H129ZM224 127V128H223ZM9 128V129H8ZM19 128H21V129H19ZM49 128V129H48ZM53 128V129H52ZM87 128V129H86ZM103 128V129H102ZM199 129V131L198 130H196V129ZM202 128V130L203 129H205V130H203V131H200V129ZM223 128V129H222ZM8 129V130H7ZM16 129V130H17ZM106 129H108V130H106ZM145 129V130H144ZM143 129V132L144 131H146V132H148L147 130L149 129V132H150V128H144ZM168 129H167V131H168ZM213 129V130H212ZM220 129V130H219ZM10 130V131H9ZM21 130V131H20ZM74 130V131H73ZM106 130V131H105ZM184 130V131H183ZM186 130V131H185ZM218 132H217V131ZM222 130H223V132H224V134H223V136H221V134H220V132L222 133ZM32 131V132H31ZM37 133H35V132ZM56 131V132H55ZM61 131V132H60ZM86 131V132H85ZM105 131V132H104ZM117 131V132H116ZM120 131V133L118 134V132ZM132 131H136V133L133 135V137H132V134H133V132ZM154 131V130H153ZM168 131V132H169ZM175 131L178 133H175ZM198 131V133H196ZM8 132V133H7ZM10 132V133H9ZM26 132H27V136H26ZM33 132L35 133L34 135H33ZM40 132V133H39ZM44 132H46V134H44ZM106 132H107V134L109 135V138H110V141H111V146H112V150H110L109 152H110V154L108 153H106V145H105V143L108 141V139H107V134H106ZM152 132V131H151ZM202 132V133H201ZM205 132H206V134H205ZM47 133H49V135H48V137H46L45 135H47ZM154 133V135H155V132H153ZM153 133H150V134H153ZM207 133L208 134H210L209 136H212V138L211 137H208V135H207ZM72 134V135H71ZM84 134V135H83ZM113 134V135H112ZM126 134H128V135H126ZM142 134V133H141ZM143 134H145V135H147L148 133H143ZM142 134V135H143ZM173 134H171V135H173ZM195 134H199V135H201V136H199V135H195ZM203 134H205V135H207L205 138L203 137V136H205V135H203ZM218 134H219V136H218ZM58 135V136H57ZM62 135V136H61ZM63 135H64V137H63ZM89 135V136H88ZM115 135H117V136H115ZM195 135V136H194ZM32 136H34V137H32ZM36 136H37V138H36ZM43 136V137H42ZM56 136V137H55ZM70 136V137H69ZM106 136V137H105ZM144 136V135H143ZM151 136H153V135H151ZM10 137V138H9ZM93 137H95V138H93ZM200 137V138H199ZM219 139H218V138ZM221 137V138H220ZM4 138V139H3ZM26 138V139H25ZM46 138V139H45ZM58 138V139H57ZM115 138V139H114ZM121 138V139H120ZM133 138V139H132ZM202 138V139H201ZM207 138V139H206ZM208 138H209V140H208ZM213 138L215 139V140H221V141H219L218 142V144L216 143V141L214 140V142H215V144H214V142H212V140H213ZM217 138V139H216ZM3 139V140H2ZM10 139H11V141H10ZM41 141H40V140ZM56 139V140H55ZM87 139H88V141L91 139L92 140V143H85V142H88L87 141ZM132 139V140H131ZM186 139V138H185ZM203 139H205L204 141L205 142H202V140ZM212 139V140H211ZM32 140V141H33ZM39 140V141H38ZM47 140V141H46ZM48 140H50V142H48ZM55 140V141H54ZM90 140V141H91ZM98 140V141H97ZM120 140H121V142H120ZM124 140V141H123ZM126 140H129V141H126ZM151 140V139H150ZM165 141H166V139H164ZM190 139L188 140V142L189 141H191ZM211 140V141H210ZM217 140V141H218ZM225 140V141H224ZM28 141V140H27ZM61 141V142H60ZM84 141V143H82ZM94 141H95V143L96 144H93L94 143ZM115 141V142H114ZM123 141V142H122ZM165 141H163L162 143L163 144H161L162 146L163 145H166L165 144ZM208 141V142H207ZM12 142V143H11ZM56 142V143H55ZM74 142V145L71 147V145L70 144H72ZM135 144H136V142L135 141H133ZM153 142V141H152ZM194 142H196V143H194ZM207 142V143H206ZM211 142L213 143V145H211ZM70 143V144H69ZM78 143H79V146H77L78 145ZM115 143V144H114ZM126 143V144H125ZM134 143H132V145L134 144ZM193 143V144H192ZM197 143H200V144H198L197 145ZM24 144V143H23ZM24 144V145H25ZM39 144V145H38ZM66 145V146H64V145ZM75 144H77L76 146L77 147H75ZM82 144H84V147L82 146ZM86 144V145H85ZM89 144H92V145H89ZM103 146H102V145ZM118 144V145H117ZM191 144V145H190ZM204 146L205 144V149L202 147V145ZM208 144V145H207ZM257 144H258V140L256 139V138H252V140H251V145L253 146V147H255V146H257ZM43 145V146H42ZM50 145H51V147H50ZM55 145H56V147H55ZM89 145V146H88ZM96 147H95V146ZM101 145V146H100ZM131 145V144H130ZM145 147H144V146ZM146 145L148 146V147H146ZM9 146H10V148H9ZM27 145H25V147H26ZM42 146V147H41ZM81 146V147H80ZM93 146V147H92ZM97 146H100V147H98L97 148ZM114 146V147H113ZM134 146V145H133ZM160 147L159 146V149L161 148H163L164 149V147ZM167 146V145H166ZM194 146H195V148H194ZM208 146H210V147H208ZM6 147V148H5ZM43 147H45V148H43ZM74 147V148H73ZM121 147H123V148H121ZM212 147H214L215 148V150H217L215 153L214 152H212V150H213V148ZM57 148V149H56ZM71 148V149H70ZM75 148H77V149H75ZM79 148V149H78ZM105 148V149H104ZM149 148H151V149H149ZM189 148V149H188ZM200 148L202 149V150H200ZM209 148V149H208ZM10 149V150H9ZM37 149V150H36ZM69 149H70V152H69ZM76 150L75 151V153H74V150ZM81 149H83V150H81ZM93 149H95V150H93ZM121 150V149H123V150H125V151H127V153H129V155H131V158H132V160H133V165H134V167L136 168V170H137V172H139L141 175H142V177L144 178V189H143V191L145 192H143L144 194L143 195H147V196H145V198L143 197L142 199H144V200H140V197H141V192L140 191H137V190H133V188L135 187V185L133 186V185H131L130 184V180H132V177H131V174H130V176L128 175V173L126 174L127 175V177L129 178V180L127 179V177H126V175H125V177H124V179L123 178H121V181H124V183H126V182H128V183H126L127 185L126 186H129L126 190H127V193L125 194V192H126V190H125V186L123 187V186H119L120 187V189H122V190H120L119 189V187H118V189H119V192H118V189H117V183L116 182H114V181H117L116 179H118L119 180V178H120V175H117L118 173H116V171L118 172V170L116 169V166L117 165H115V162H116V164L118 163L117 162V160L118 159H116L119 155H117V150ZM165 149L167 150V152H168V146H167V148L165 147ZM188 151H187V150ZM204 149V150H203ZM210 149H211V151H210ZM45 150V151H44ZM53 150V151H52ZM65 150V151H64ZM73 150V151H72ZM102 150V151H101ZM104 150H105V153H103L104 152ZM156 150H155V152H156ZM166 150H164V151H161V150H158V152H161V154H160V158H162V157H164V155L162 156V153H165L166 152ZM221 150V151H220ZM9 151H11L12 152V154H8V152ZM49 151V152H48ZM62 151V152H61ZM71 151L73 152V153H71ZM220 151V152H219ZM241 152H240V154H242V160L243 161H248V160H250L248 157L249 156H252L253 154H251V153H249V151H248V153L249 154H251V155H245V152L247 153V151H242V150H240ZM38 154H37V153ZM58 152V153H57ZM61 152V153H60ZM68 152L69 153H71V154H68ZM144 152H145V150H144ZM166 152V153H167ZM251 152V151H250ZM253 153H254V151H252ZM21 153H19V154H21ZM78 155H77V154ZM93 153V154H92ZM157 153V152H156ZM166 153H165V157L168 155H166ZM194 153V152H193ZM192 153V155H194ZM199 153V154H200ZM211 153V155H209ZM239 153V152H238ZM247 153V154H248ZM35 154V156H33ZM44 154V155H43ZM60 154H62V155H60ZM73 154V155H72ZM76 154V155H75ZM85 154V155H84ZM107 154V155H106ZM148 154V153H147ZM255 154V153H254ZM260 154L262 155H264V153L263 152H260ZM11 155L13 156V157H11ZM70 155H72V157L70 156ZM105 155V156H104ZM150 155V154H149ZM201 155V154H200ZM223 155V154H222ZM41 156H42V158H41ZM47 156V157H46ZM61 156V157H60ZM110 156V157H109ZM151 156V155H150ZM158 156H159V153H158ZM158 156H156L157 158H155V160H153L152 162H153V166L151 165V167L152 168H154L155 170H153L156 174L158 173V174H160L161 173V175L163 174L162 172H160V171H162V170H166L167 172H165L166 174H168L169 176H170V174L172 175V176H170V178L171 177H174V179L176 178V176H174L175 174H178L179 175V171H177V172H179V173H175L174 174V172H173V170L172 171H168L169 170V168H167V167H170L171 168V166H172V169H176V170H178V167L176 166L175 167V165H172L173 163V160H176L177 159V157H176V159L174 158L173 160L171 159L172 157H168V156H170V155H168L167 157L169 158V159H171V161L169 160V159H165V157L164 158H162V162H161V160L159 159V157ZM162 156V157H161ZM187 158H190L189 156L190 155H185ZM207 156V155H206ZM247 156V157H246ZM254 156V155H253ZM24 157H26V159H24ZM32 157H37L38 159H36L35 160V162H33V163H36L37 162V165H38V167H39V169L38 170H36V173H37V171L39 172L40 171V168L42 167L43 169L39 172V173H42V171H44L43 172V174H45V169L46 168H44V166L46 167V166H49V168L47 167V169H49V170H47L46 169V171H49L48 173L46 172V174L45 175H49V177H46L47 179L48 178H50V180L53 178V176H54V178L51 180V181H53L52 183H50L48 180H46V178L45 179H43V177H45V176H42V174H39V173H37L36 174V177H38V176H42V178L41 177H38V178H36V180L38 179L39 180V178H40V180H42L43 179V181L45 182V183H41V181H36V183H33V185H31L27 180H28V178L26 177L27 175V173H28V171H29V169H28V171H27V169H26V167H25V163H26V165H28L31 161H32ZM50 157V158H49ZM80 157H81V159H80ZM99 157V158H98ZM151 157V158H152ZM200 157V156H199ZM214 157V158H213ZM220 158V159H217V160H215L214 162H215V164L213 163V159H216V158ZM44 158V159H43ZM70 158V159H69ZM77 158V159H76ZM82 158L84 159V160H82ZM87 158H89V159H87ZM119 158V157H118ZM21 159V160H22ZM39 159H41V160H39ZM61 159V160H60ZM102 159V160H101ZM112 160L111 161V163L109 162V161H107V160ZM28 160V161H27ZM34 160V159H33ZM47 162V161H49V162H47V165H45V161ZM51 160V161H50ZM80 160V161H79ZM87 160V162H84V163H89L88 165L90 166V165H93L92 166V168H93V171H92V173H91V170H92V168H91V166L89 167H86V165L87 164H84L83 163V161H86ZM98 160H101V161H98ZM106 160V161H105ZM165 160H168V161H165ZM181 159L180 158H178V160H176V161H180ZM202 160V161H203ZM219 160V161H218ZM25 161H27V162H25ZM63 161V162H62ZM14 162H16V163H14ZM19 163V168H21V170L20 169H16L15 168V166L18 168V163ZM42 162V163H41ZM56 162V163H55ZM82 162V163H81ZM106 162H108V164L110 163V164H112L113 165V163H114V165H113V167H112V165H111V167L114 169V171H113V169H111L112 170V172H111V170H110V173H112V175H111V178L112 177H114V178H116V179H114L113 178V180L111 179V181H113L114 182V184H113V182H110V181H108V175H107V173H105V172H103L104 170H103V167H104V163H106ZM136 162V163H135ZM169 162H171V163H169ZM207 162H210V160H208ZM157 165H156V164ZM161 163V164H160ZM176 163V162H175ZM216 163H220V164H222V166L219 164H216ZM17 164V165H16ZM39 164H43V166H39ZM77 164H79V165H77ZM103 166H102V165ZM171 164V165H170ZM177 164H178V162H177ZM210 164H211V166L213 165L214 166V168L212 167V168H209V166H210ZM22 165L25 167H23L22 168ZM36 165V166H37ZM62 165H63V167H62ZM69 165V166H68ZM136 165V166H135ZM161 165H163L164 166V168H163V166L161 167ZM179 165V164H178ZM215 165H217V166H215ZM61 166V167H60ZM68 166V167H67ZM78 166V167H77ZM85 166V167H84ZM157 166V167H156ZM166 166V167H165ZM210 166V167H211ZM226 166V167H225ZM37 167V168H38ZM59 167V168H58ZM75 167V168H74ZM161 167V168H160ZM218 167V168H217ZM29 168V167H28ZM90 168V170H88ZM138 168H140V169H138ZM168 170H167V169ZM229 168V167H228ZM16 169V170H15ZM24 169H26V170H24ZM51 169H52V171H51ZM63 169H65V170H63ZM115 169H116V171H115ZM143 169V170H142ZM146 169V170H145ZM210 170V172H209V170ZM213 169V170H212ZM215 169V170H214ZM218 170V172H217V170ZM23 170V173L21 172ZM70 170V171H69ZM158 170V171H157ZM160 170V171H159ZM175 170V171H176ZM16 171L18 172V174L20 175H18L17 174V177H16ZM54 171V172H53ZM59 171V172H58ZM71 171H72V173H71ZM77 171V172H76ZM90 171V172H89ZM221 171V174L219 173ZM21 172V173H20ZM27 172V173H26ZM51 172V173H50ZM99 172H101V173H99ZM113 172H115L114 174H113ZM171 172V173H170ZM173 172V173H172ZM24 173H26V174H24ZM56 173H57V175H56ZM59 173H61V174H59ZM65 173V174H64ZM70 173V174H69ZM74 173V174H73ZM87 173V174H86ZM90 173V174H89ZM95 173V174H94ZM99 173V174H98ZM104 174V176H103V174ZM150 173V174H149ZM219 173V174H218ZM11 174V175H10ZM14 174V175H13ZM76 174V175H75ZM81 174V175H80ZM98 174V175H97ZM106 174V175H105ZM145 174V175H144ZM174 174V175H173ZM206 174H205V176H206ZM214 174V175H213ZM2 175V176H1ZM26 175V176H25ZM62 175H65V176H62ZM152 175V176H151ZM159 176V177H162V176ZM218 177H220V175H221V178H219V181L217 182V179L218 178H216L217 176ZM223 175V176H222ZM23 176V180L20 178V177H22ZM98 176V177H97ZM117 176H119V177H117ZM169 176H168V178H169ZM5 177V178H4ZM24 177H25V179H24ZM61 177V178H60ZM72 177V178H71ZM106 177V179L104 180V178ZM158 177V178H159ZM20 179L21 181H19V180H17V179ZM59 178V179H58ZM75 178V179H74ZM96 178V179H95ZM125 178H126V180L127 181H125ZM150 178V179H149ZM152 178V179H151ZM3 179H4V182L3 183H1L2 181H3ZM16 179V180H15ZM66 181H65V180ZM123 179V180H122ZM208 179H210V180H208ZM221 179V180H220ZM17 181V183H15V181ZM76 180V181H75ZM79 180V181H78ZM104 180V182L102 183V181ZM148 180V181H147ZM171 180V179H170ZM23 181V182H22ZM27 183H26V182ZM67 181H69V183L67 182ZM71 181V182H70ZM78 181V182H77ZM88 181V182H87ZM107 181H108V183H107ZM120 181V180H119ZM133 181V180H132ZM146 181V182H145ZM40 182V184H38V186H40V188H38L37 187V183H39ZM50 183V184H54L53 186L52 185H50V187H51V191H49L48 189H49V187H46L45 185H49V184H46V183ZM61 182H63V183H61ZM105 182H106V184L108 185V186H105L104 184H105ZM149 182H151L152 184L151 185H148L149 184ZM169 182V184H166L165 183V185L169 188V185L171 186L170 188H173L174 186H175V181L174 180H171V181H169V179H168V181H167V183ZM211 182V183H210ZM19 183H21V184H19ZM22 183L24 184V185H22ZM101 183L104 185V186H102L101 185ZM132 183V182H131ZM171 183H173L174 184V186L173 185H171ZM206 183V184H205ZM220 184V191H222V192H220L219 191V184ZM30 184V185H29ZM42 184V185H41ZM72 184H74V185H72ZM113 186H112V185ZM133 184V183H132ZM218 184V185H217ZM45 186V188L49 191H47L48 192V194L50 193V195H49V198H48V194L45 192L46 190H45V188L43 189V187ZM65 185V186H64ZM68 185V186H67ZM85 185V186H84ZM109 185H111L110 187H109ZM119 185V184H118ZM131 185V186H130ZM15 186V187H14ZM19 186V187H18ZM22 186V187H21ZM33 186H34V188H36V190H32V188H33ZM43 186V187H42ZM57 186V187H56ZM59 186V187H58ZM67 186V187H66ZM115 186V188H113ZM154 186V187H153ZM213 186V187H212ZM102 187V188H101ZM113 189H112V188ZM123 187V188H122ZM131 187V188H130ZM23 188V189H22ZM25 188H27L26 190H25ZM54 188V189H53ZM67 188V189H66ZM86 188V189H85ZM99 188H101V189H99ZM105 188V190H103ZM109 188H110V190H112V191H110L109 190ZM212 188V189H211ZM218 188V189H217ZM16 189V190H15ZM38 189V190H37ZM44 190V192L43 191H41V190ZM56 189V190H55ZM90 189V190H89ZM108 189V190H107ZM153 189V190H154ZM204 189H206L207 190V188L206 187H204ZM18 190H19V192H18ZM25 191V193L28 195H25V194H23L24 195V197H23V195H22V192H20V191ZM117 190V191H116ZM123 190H125V191H123ZM211 190H212V192H211ZM30 191V192H29ZM32 191H34L35 193L36 192H39V193H36V195H35V193L34 192H32ZM40 191H41V193H40ZM99 191V192H98ZM109 191V193H105V192H108ZM120 191H122L121 193H120ZM129 191V192H128ZM136 191L139 193V194H137L136 193ZM214 191H216V192H214ZM218 191V192H217ZM58 192V193H57ZM94 192V193H93ZM111 192H113V193H115L116 194V196H118V197H116L115 196V194L113 195V193H111ZM124 192V193H123ZM206 192V193H205ZM14 193V194H13ZM16 193H18V194H16ZM32 193H34V194H32ZM45 193V194H44ZM60 193V194H59ZM72 193V194H71ZM119 193V194H118ZM129 193V194H128ZM211 193V194H210ZM221 193V194H220ZM47 194V195H46ZM56 194V195H55ZM103 194H104V196H103ZM124 194V195H123ZM219 194V195H218ZM226 194H227V196H226ZM236 194V193H235ZM18 195H21L20 197H18ZM30 195H32V196H30ZM35 195V196H34ZM65 195H67V196H65ZM78 196V197H76V196ZM107 195H109V196H107ZM151 195V196H150ZM189 195V196H188ZM222 195V196H221ZM34 196V197H33ZM47 198V199H49L50 201H48L45 197ZM51 196H53L52 198H51ZM69 196V197H68ZM74 196V197H73ZM111 196V197H110ZM135 196V197H134ZM137 196H138V198H137ZM185 196V195H184ZM22 197H23V199H22ZM38 197H40V198H38ZM107 197V198H106ZM124 197V198H123ZM170 197H169V199H170ZM228 197H230V198H228ZM18 198V200H19V202H18V200H17V202H18V204H17V202H15L16 201V199ZM35 198L37 199L36 201L37 202H35L34 203V201H35ZM57 198H58V200H57ZM80 198H82V200H80ZM86 198V199H85ZM109 198V199H108ZM119 198V199H118ZM120 198H122V199H120ZM215 198V199H214ZM216 198H218V199H216ZM239 198H240V196H239ZM239 198L237 199V200H239ZM12 199V200H11ZM25 199V200H24ZM28 199V200H27ZM42 199V200H41ZM55 199V200H54ZM75 199V200H74ZM88 199V200H87ZM90 199V200H89ZM103 199V200H102ZM128 199V200H127ZM187 199H189V201L187 200ZM212 199V200H211ZM230 199V200H229ZM45 200H47L46 202H45ZM110 200V201H109ZM205 200V201H204ZM210 200V201H209ZM227 200H229V201H227ZM232 200H234V201H232ZM262 200V201H261ZM261 200H259V202H258V205L261 207V209H260V207H259V211L261 212H263L264 213V198H261ZM26 201H27V203H26ZM65 201V202H64ZM93 201V203H91ZM119 201H121L120 203H119ZM125 201H128V202H125ZM150 201V202H149ZM155 201H156V203H155ZM174 201V202H173ZM186 201V202H185ZM188 201V202H187ZM192 203H191V202ZM196 201V202H197ZM208 201V202H207ZM224 201V202H223ZM261 201V202H260ZM25 202V203H24ZM29 202L32 204V205H29ZM67 202V203H66ZM138 202V203H137ZM195 202V201H194ZM215 202H217V203H215ZM236 202V203H235ZM51 203V204H50ZM66 203V204H65ZM71 203V204H70ZM180 203H182V204H184V205H182V204H180ZM208 203V204H207ZM231 203V204H230ZM17 204V205H16ZM22 204V205H21ZM25 204V205H24ZM28 204V205H27ZM36 204V205H35ZM86 204L88 205L87 207H86ZM94 204H95V206H94ZM112 204V205H111ZM136 204V205H135ZM159 204V205H158ZM172 204V205H171ZM193 205V206H191L190 207V205ZM220 204H223V205H220ZM226 204H229V205H226ZM233 204H236L235 205V207H233ZM20 206V208H19V206ZM26 206L27 208H28V206L30 207V206H32V207H30V210H28V209H26V207H24V206ZM48 205V206H47ZM58 205V206H57ZM68 205V206H67ZM77 205V206H76ZM111 205V206H110ZM122 205V207H120ZM132 205H134V206H132ZM262 205V206H261ZM10 206V207H9ZM34 206H42L41 207V209H39L40 207H37L36 209L38 210V213H37V210L34 208ZM50 206V207H49ZM53 208H52V207ZM83 206V207H82ZM165 206V205H164ZM172 206V207H171ZM184 206V207H183ZM189 206V207H188ZM200 206H196L195 208H200ZM237 206V207H236ZM252 206V205H251ZM18 209H17V208ZM66 207H68V208H66ZM89 207L90 208H92V210L94 211V212H92V211H90L91 209H89ZM95 207H97V208H95ZM104 207V208H103ZM105 207H107V208H105ZM131 207V208H130ZM151 208L152 207V213H151V216H149V213H145V210H142V209H145V208ZM157 207H159V208H157ZM183 207V208H182ZM209 207H211V208H209ZM216 207L217 208H219V209H216ZM22 208V209H21ZM43 208V209H42ZM78 210H77V209ZM121 208V209H120ZM136 208V209H135ZM194 208V207H193ZM206 208V209H205ZM225 208V209H226ZM25 209V210H24ZM76 209V210H75ZM82 209V210H81ZM105 209V210H104ZM114 210V212H113V210ZM192 209V208H191ZM208 209V210H207ZM225 209H223V210H225ZM23 210V211H22ZM43 210V211H42ZM46 212H45V211ZM69 210V211H68ZM81 210V211H80ZM86 210V211H85ZM213 210L214 211H216V212H213ZM246 210V209H245ZM21 211L23 212V213H21ZM64 211V212H63ZM128 213H127V212ZM147 211V210H146ZM174 211H175V213H174ZM44 212V213H43ZM78 212V213H77ZM81 212V213H80ZM108 212V213H107ZM121 212V213H120ZM136 212V213H135ZM219 212V213H218ZM226 212V210L224 211V213ZM245 212V211H244ZM20 215H19V214ZM26 213V214H25ZM44 215H42V214ZM77 213V214H76ZM130 213V214H129ZM135 213V214H134ZM194 213H196V211L194 212ZM197 213H196V215H197ZM217 213V215H215ZM246 213V212H245ZM25 214V215H24ZM38 214V215H37ZM45 214H46V217H45ZM61 214V215H60ZM63 214V215H62ZM79 214V215H78ZM81 214V215H80ZM86 214V215H85ZM115 214V215H114ZM143 214V215H142ZM146 214L148 215L147 217H146ZM159 214V215H158ZM163 214H167L166 216L165 215H163ZM181 214V215H180ZM239 214H241V215H239ZM21 215H24L23 216V218H22V216ZM48 215V216H47ZM52 216V221H51V216ZM121 216V218H120V216ZM141 215L142 216H144L145 215V217L143 218H141ZM161 215V217H159ZM189 215V216H188ZM193 215V216H192ZM210 215V216H209ZM20 218H19V217ZM97 216H98V218H97ZM110 216V217H109ZM115 216V217H114ZM128 216V217H127ZM160 218V220H158L159 218ZM165 216V217H164ZM178 216V217H177ZM204 216V217H203ZM206 216V217H205ZM214 216H216V217H214ZM243 216V215H242ZM28 217V216H27ZM44 217V218H43ZM50 218V222H51V224L49 223V219L48 220H45L46 218ZM101 217V218H100ZM107 217V218H106ZM124 217V218H123ZM168 217H169V219H168ZM182 217V218H181ZM198 217V216H197ZM237 217V218H236ZM238 217H240V219L241 220H238L239 218ZM25 218V219H24ZM115 218V219H114ZM119 218V219H118ZM133 218V219H132ZM162 218V219H161ZM163 218H165V219H163ZM181 218V219H180ZM188 218V219H187ZM223 218H224V215H223ZM233 218H235L236 219V221L237 222H234V219ZM23 219H24V221H23ZM75 219V220H74ZM91 219V220H90ZM99 221H98V220ZM102 219V220H101ZM121 219V220H120ZM123 219H124V222H123ZM129 219H131L130 221H129ZM192 219H196L195 221H193ZM202 219V222L204 221L205 223H206V221H207V223L208 224H216L215 225V227H216V229L218 230V232L219 233H221L222 235H224L225 233L224 232H226V230H227V232H226V234L224 235V237L220 234H216V230H215V232H214V234H216V235H214V236H210L209 235V237H207L206 236V234H208V233H210V228H211V233L210 234H213V232H212V230H214L213 228H212V226H210V228L209 229H202V226H199V229H198V226L196 225V224H200V223H202L201 221H198V220H201ZM215 219V220H214ZM106 220V221H105ZM172 220V221H171ZM186 220V221H185ZM40 222V218H38V220H36V222ZM44 221H47V222H45V223H43ZM57 221V222H56ZM109 221H111V222H109ZM141 221H143L142 223H141ZM174 221V222H173ZM192 221V222H191ZM7 222V223H6ZM28 222V223H27ZM72 222H74V223H72ZM78 222V223H77ZM135 222H137V224L139 225V227L137 226V224H135ZM182 222V223H181ZM191 222V223H190ZM200 222V223H199ZM216 222V223H215ZM47 223V225H45ZM56 223H57V225H56ZM76 223V224H75ZM115 223H117V225L115 224ZM131 223H134V224H131ZM172 223V225H170ZM184 223V224H183ZM189 223V224H188ZM207 223L205 224V226L204 227H206V225H207ZM48 224H50V225H53V227L51 226V227H49L50 225H48ZM59 224V225H58ZM65 224H66V226H65ZM71 224L73 225V226H71ZM78 224V225H77ZM97 224V226L95 227V225ZM167 224V225H166ZM178 224V225H177ZM182 224V225H181ZM188 224V225H187ZM109 225V226H108ZM127 225H129V227L127 226ZM141 225H144V226H141ZM219 225V224H218ZM221 225V224H220ZM25 226V227H24ZM28 226V227H27ZM44 226V227H43ZM46 226V227H45ZM59 226V227H58ZM62 226V227H61ZM65 226V227H64ZM70 226L72 227V229L70 228ZM77 226V227H76ZM99 226V227H98ZM182 226V227H181ZM10 227V228H9ZM58 227V228H57ZM61 227V228H60ZM69 227V229H71L72 230V233H71V230H70V232H69V229H66V228H68ZM80 227V228H79ZM84 227V228H83ZM98 227V229L96 230V228ZM102 227V228H101ZM154 227V228H153ZM162 227V228H161ZM171 227V228H170ZM201 227V228H200ZM214 227V228H215ZM263 227H264V224H263ZM83 228V229H82ZM184 228V229H183ZM186 228H187V230H186ZM236 227H234V229H235ZM4 229V230H3ZM25 229V230H24ZM59 229V230H58ZM77 229H79L80 230V232H82L83 233V235L79 232L78 234L76 233V230ZM125 229V230H124ZM181 229L182 230H186V233L189 235V237H190V230H189V232H188V229H191V237L190 238H187L186 236H187V234L185 235V233H184V236H182L181 237ZM196 230V233H197V230H198V233L196 234V233H193V230ZM226 229V230H225ZM229 229V230H228ZM240 229V228H239ZM43 230H44V232H43ZM107 230H108V232H107ZM122 230H123V232H122ZM136 230H137V232H136ZM142 230H143V232H142ZM195 230H194V232H195ZM205 230V231H204ZM208 230H209V232H208ZM86 231V232H85ZM8 232V233H7ZM16 232V233H15ZM57 232V233H56ZM75 232V233H74ZM92 232V233H91ZM122 232V233H121ZM127 232V233H126ZM171 232V233H170ZM206 232V233H205ZM223 232V233H222ZM40 235H39V234ZM43 233H46V235H44ZM73 233H74V235H75V237L76 238H74V235H73ZM121 233V234H120ZM139 233V234H138ZM205 233V235H203ZM230 233V234H229ZM13 234V235H12ZM17 234V235H16ZM53 234V235H52ZM70 234H72V235H70ZM80 234V235H79ZM101 234V235H100ZM111 234V235H110ZM126 234V235H125ZM127 234H129V235H127ZM193 234H195V235H193ZM230 235V236H227V235ZM25 235V236H24ZM27 235V236H26ZM82 235V236H81ZM138 235V236H137ZM162 235H164V236H162ZM178 235H179V237H178ZM217 235H219V237L217 236ZM60 236V237H59ZM70 236H72L73 238H74V240L72 239V237H70ZM79 238H78V237ZM134 236V237H133ZM141 237V239H140V237ZM195 236V237H194ZM201 236V237H200ZM215 236H217V237H215ZM226 236V237H225ZM233 238H232V237ZM12 237V238H11ZM14 237V238H13ZM57 237V238H56ZM66 237V238H65ZM83 237V238H82ZM101 237V238H100ZM110 239H109V238ZM165 237H166V239H165ZM198 237V238H197ZM207 237V238H206ZM24 238V239H23ZM149 238V239H148ZM156 238V239H155ZM161 238V239H160ZM167 238H168V240H167ZM179 238V239H178ZM185 238V239H184ZM186 238H187V240H186ZM193 238V239H192ZM195 238V239H194ZM263 238V239H262ZM261 238V241H260V244L261 245H264V236ZM8 239V240H7ZM22 239H23V241H22ZM70 239V240H69ZM109 239V240H108ZM136 239H137V241H136ZM220 239H222V241L220 240ZM25 240V241H24ZM51 240V242H53L52 244H51V242H49ZM79 240V241H78ZM81 240V241H80ZM116 240V241H115ZM130 240V241H129ZM149 240V241H148ZM169 240H171V243L169 242ZM178 240H180V241H178ZM196 240V241H195ZM233 240H234V243H231V242H233ZM239 240V239H238ZM28 241V242H27ZM72 241V242H71ZM103 243H102V242ZM133 241V242H132ZM155 241V242H154ZM161 241V242H160ZM220 243H219V242ZM40 242V243H39ZM76 242V243H75ZM127 242V243H126ZM130 242H132V243H130ZM135 242V243H134ZM158 242V243H157ZM166 242V243H165ZM180 242V243H179ZM203 242V243H202ZM218 244H217V243ZM222 242V243H221ZM238 243L240 242V241H237ZM22 243H26V245H27V248H23L22 246L23 245H21ZM47 243V244H46ZM55 243V244H54ZM66 243V244H65ZM108 243V244H107ZM115 243V244H114ZM122 243V244H121ZM213 244V245H211L210 246V244ZM20 245V246H15V245ZM121 244V245H120ZM186 244H188L187 242H186ZM237 244V243H236ZM236 244H235V246H236ZM26 245H25V247H26ZM131 245V246H130ZM157 245V246H156ZM175 245V246H174ZM223 245V244H222ZM237 245H240V246H242V244H237ZM11 246V247H10ZM13 246H15V247H13ZM47 246V247H46ZM107 246V247H106ZM143 246V247H142ZM147 246V247H146ZM191 246V247H192ZM196 246V245H195ZM240 246H237V249L240 247ZM10 249H9V248ZM19 247V248H18ZM20 247H22V248H20ZM77 247V248H76ZM95 247V248H94ZM136 247V248H135ZM140 247V248H139ZM151 247H153V248H151ZM164 247V248H163ZM190 247V248H191ZM202 247H203V249H202ZM215 247V246H214ZM220 247V246H219ZM13 248V249H12ZM18 248V249H17ZM114 248V249H113ZM121 248V249H120ZM124 248V249H123ZM155 248H156V250H155ZM168 248V249H167ZM232 248H234V249H232ZM15 249V250H14ZM29 251H27V250ZM30 249V250H29ZM56 249V250H55ZM89 249V250H88ZM109 249V250H108ZM113 249V250H112ZM145 249V250H144ZM152 249L154 250V252L155 253H157V252H159V253H157V254H155V253H153V251H152ZM160 249V250H159ZM194 250V249H192L193 251H197V250ZM19 250H21L22 252L19 254ZM64 250V251H63ZM67 250V251H66ZM76 250V251H75ZM107 250V251H106ZM121 250H122V253H121ZM125 250V252H123ZM133 250V251H132ZM146 250H148V252L146 251ZM163 250V252H161ZM175 250V252H177V254L179 253V249H174ZM204 250L202 251V254H204L203 252H204ZM25 251L27 252V254L25 253ZM88 251V252H87ZM229 251V252H228ZM243 251V250H242ZM264 250L263 249H261V252H263ZM7 252V253H6ZM17 252V253H16ZM71 252H72V254H71ZM86 252V253H85ZM111 252V253H110ZM113 252V253H112ZM127 252V253H126ZM139 252V253H138ZM173 251H171V253H172ZM174 252V253H175ZM117 253V254H116ZM130 253V254H129ZM133 253V254H132ZM141 253L143 254V255H141ZM154 254L153 256V259H150L151 257H150V255L151 254ZM163 253V254H164ZM167 253V252H166ZM192 253V252H191ZM197 253H193L194 255L195 254H197ZM238 253V254H239ZM242 253V252H241ZM52 254V255H51ZM69 254V255H68ZM81 254V255H80ZM132 254V255H131ZM176 254V253H175ZM176 254V255H177ZM193 254H191V255H193ZM201 254V255H202ZM205 254H207V253H205ZM226 254V255H227ZM24 255H26V256H24ZM62 255H64L66 258H63L62 257ZM71 255V256H70ZM80 255V256H79ZM122 255V256H121ZM145 255V256H144ZM193 255V256H194ZM208 255L209 254H207V255H205L206 257H207V259H208ZM213 255H215V254H213ZM212 255V256H213ZM240 255V254H239ZM239 255L237 256V259H236V257H235V259L236 260H238V258H239ZM7 256V257H6ZM68 256L70 257V258H68ZM124 256V257H123ZM126 256H128L127 257V259L128 260H131V261H128L127 259H125L126 258ZM142 256H144V257H142ZM155 256H156V259H155ZM157 256H158V258H157ZM196 256H198V254L196 255ZM195 256V257H196ZM204 256V257H205ZM218 256V257H219ZM231 256H228L229 258L231 257ZM74 257V258H73ZM116 257V258H115ZM122 257L124 258V259H122ZM132 257V258H131ZM194 257V258H195ZM202 257V258H201ZM201 257H196L194 260L197 262V264H198V260H200V259H204L203 258V256H201ZM216 257V256H215ZM218 257H216V258H218ZM233 257H231V258H233ZM25 258V259H24ZM84 258V259H83ZM115 258V259H114ZM141 258V259H140ZM199 258V259H198ZM210 258V257H209ZM215 258V259H216ZM23 259V260H22ZM43 259V258H42ZM69 259V260H68ZM75 259H76V261H75ZM120 259H122V260H124L123 261V263H122V260H120ZM136 261H135V260ZM138 259V260H137ZM149 259V260H148ZM160 259V260H159ZM197 259V260H196ZM207 259H205V260H207ZM134 260V261H133ZM233 260H234V258H233ZM240 260H241V258H240ZM23 262V263H21V262ZM42 261V260H41ZM109 261V262H108ZM112 261V262H111ZM194 261V262H195ZM18 262H20V263H18ZM38 262H39V264H43L44 262H40V261H38L37 260V264H38ZM119 262V263H118ZM132 262V263H131ZM138 262H137V264H138ZM146 262V263H145ZM196 262H195V264H196ZM200 262V261H199ZM139 263V264H140ZM215 263H216V260H215ZM45 264H49L48 262L47 263H45ZM200 264V263H199Z\"/></svg>",
    "mask_w": 264,
    "mask_h": 264
},
{
    "label": "bare ground",
    "instance_id": "2",
    "mask_svg": "<svg viewBox=\"0 0 264 264\" xmlns=\"http://www.w3.org/2000/svg\"><path fill=\"white\" fill-rule=\"evenodd\" d=\"M28 2H29V0H27ZM26 0H0V60L1 61H6V60H13V61H17V62H19V64L21 63V65H25L26 63L28 64V65H30L31 66V68H34V69H37V68H39L38 66V64L40 63H38V59H37V56H36V54H32V55H25V53H23V51L24 50H21L20 51V48H22L21 46L23 45V43H25V41H26V44H28L29 42H34L35 40H36V36H35V33L36 32H39V28H41V29H43L42 27H38L37 25V29H36V27L34 26L35 25V22L36 21H33V23L34 24H32V22H31V24L28 22V20H30V19H28L29 17H27V15H29V12L31 13V15H32V12L37 16V17H39L38 15H39V13H41V9H40V5L42 6V4H40L39 5V3H41V2H43V4L46 6V7H43V8H46V11H49L50 13H53V9H56V8H54L53 7V0H30V2L28 3ZM62 4H63V6H62V4H61V7H64V5H65V7L66 8H69V10H70V8H73L72 9V11L73 10H76V12H78L77 13V15H78V20H79V22L81 21L82 22V26H84V24L86 23L85 21L87 20H89L88 22L90 23V20L92 21H96L97 22V20L96 19H98V21H99V18L101 19L99 22L100 23H98L97 25H99L101 28H100V30L102 31L103 29H104V31L102 32V34H105L106 32H107V28L105 27V26H107V20L109 21L108 23H109V25L111 26V24H112V29L111 28H109L108 26V28L109 29H111V31H113V32H115V26L117 27V30H118V35H115V36H117L116 38H118V36L120 35V36H122V34H127V32L129 31V30H127V29H129V27L131 28V26H133V24H135L134 22H133V24H129V23H132V21H136L137 19H142L144 16H139L141 13H143V7L141 8V6H143V4H144V10H145V12H144V15H146V18L148 17H151L149 20H148V18H147V22L144 24L143 22L141 23V24H143L142 25V27L141 28H137V30L135 31L134 29H130V32L131 31H135V33L134 32H131V33H129V35L130 36H135V37H131V39L133 40V43L134 44H137L139 47H143V48H145V49H143L142 48V51L144 50V53H145V55H144V53L142 52V51H139V49L137 48H135V50H137V51H135L132 47L133 46H129V45H131V44H129V45H127L128 46V49L130 50L129 51V53L131 52H133L134 53V51L135 52H137L138 53V51H139V53L141 52V53H143V55H144V60H145V62L146 63H149V64H152V66L153 65H157V66H154L153 67V69L155 68L156 69V67H157V69H159V70H157L156 72H153L154 70H152V73L151 72H149V75H148V73L146 74L145 72L147 71V69H149V68H147L146 69V67H147V65L146 66H139L140 68H144L143 69V71L144 72H138V69L140 70V71H142V69H140V68H136V64L134 65H132V66H134V69H135V71H137L136 72V74H138V73H140V74H146V75H148V76H146V78H147V80H148V77L150 76L151 78H153L152 76L153 75H150V73L151 74H156V73H158V71H159V73H158V76H157V78L158 77H161L162 76V74H166V72L165 71H167V69L169 68V67H171V69H173L174 67H175V73L177 72L176 70V68L177 67H179L180 69L178 70L179 72H180V75L182 74V73H184V75L186 74V75H188L189 76V78L188 79H190V75H192L193 73H192V65L194 64L193 62H197V63H199L198 64V66L199 67H201L199 70L200 71H197V72H201V73H197V75L198 74H200V78L199 79H201L202 80V82L203 81H205V84L204 85H200V83H198V81L200 82V80H198V78H197V80L195 79V77H194V75H192V84H193V80H194V82L196 81V83L197 84H199L200 86H198L197 84V87H198V89L200 88L201 89V91L203 90V92H201V94H199V95H201V97H202V99L205 97V99H203L202 101H206V103L208 102L207 100H212V99H210V97L208 96V94H207V90H208V88H210L209 90L211 91V88H217V89H219L218 91H220V90H222L221 92H225L224 94L228 97L227 99H223V97H221L220 99H222V101L224 102V101H226V100H231V102L233 103V106L235 107V108H233L234 110H233V113L232 114H234L235 115V119H234V123H233V120H232V122L230 121L231 120V118L230 119H228L229 117H227V115H226V118L229 120V121H226V123H228L229 124V122L231 123L230 125H229V127L227 128V126H226V128L225 129H223V130H225L224 132L226 133V134H224V132H223V130H222V133L220 132V134H221V136H223V134L224 135H226L225 137H223V139H225L226 138V141L225 142H219V141H221V140H218L217 138V140H215L214 138L216 137V135H213V134H216V132H214L213 133V131H211L210 129H209V126H211L210 125V123H208V126H204L205 127V129L207 128V130H206V132H208V130L210 131L209 133L211 134V135H213V140H212V142H214V140L216 141V143L218 144V142H219V145H217L215 148H217L218 149V146H219V148L220 149H222V151L221 152H223V153H220V155H221V157H222V159H223V161H224V163L229 167H227L226 169H228V170H225V169H223L224 167L222 166V164H220V163H216V164H220L222 167V169L221 170H223V171H226L224 174V176H223V178H221V175H220V177H218L217 175V177L216 178H218L217 179V182L219 181V178H221L222 180H223V182H219V183H221L222 185V187L221 188H223V190L225 191V193L227 192L228 193V195H230L231 197L233 196V195H237V193L239 194V196H240V198H239V196H235V198H236V201H239V204H238V202H237V205H238V207L237 208H235V209H240L242 212H239V213H242V215L241 214H239V215H241V218L242 217H244V218H242V220L240 219V217H238L239 219L238 220H241V223H239L240 225V227H237L236 225L238 224H235V223H232L230 220H231V217H233V216H236V215H233V211H234V214H237L238 215V212L236 213L235 212V210H233L231 207H229L228 208V206H227V208L225 209V208H223V209H225L226 210V212L224 213V211L225 210H223V209H221L222 211H223V215H224V218H223V215H221L222 216V219H223V223L222 222H219L218 221V223H216L215 225L216 226H218L217 228H218V230H219V227L221 228V226H223V227H231L232 229H233V232H232V230H230V233H231V235L233 234V236H235V237H237V239H235L236 240V243L237 244H242V246H240V245H237L236 243H234V240H233V242H231V243H234V245H233V247H236L235 249L237 250V251H240L241 250V248H242V250H241V252L238 254L237 253V256L239 255V258H238V260H236L237 259V256L235 255L234 257L233 256H231V254L230 253H228L227 254V252H226V254L224 253L223 254V250H222V255L220 254V256H219V254L217 255L216 253H217V251L218 250H220L221 251V249H223L224 247V245H227L226 243H224L225 241L228 243V242H230L229 240H225L221 245L219 244V245H214V246H211V245H213L212 243L210 244V246L212 247V249H213V251H215L214 253H212L211 254V256H210V252H212V251H210L211 249H209L208 247H207V245L209 246V242L210 241H208L209 240V235L211 236H214V235H216V234H221V233H219L220 232V230H219V232H218V230L216 229V227H215V225L214 224H208L207 223V221H206V223H207V225H206V227H204L205 226V222L203 221L202 222V219L201 220H198V221H201L202 223H200V224H196L197 226L199 225V226H202V229H209L210 228V226H212V228L214 229V230H212V232H213V234H210L211 233V228L209 229L210 230V233H208V234H206V236L207 237H209L208 238V240H207V243H206V245H204L203 244V246H204V248H205V250L203 249V247H202V249L204 250V254H202V251H201V253H200V256H199V253H197V252H199L200 250V246L198 247V244H196L195 242H194V246H192L193 245V243L190 245V247L188 246L189 245V243H190V241L188 240V241H186L188 244H186V242H185V240H184V243H182V241L183 240H181V243L179 244V245H181L180 246V248L178 247V246H176L175 248H173V247H171V246H173V244L171 243V240H169V242L171 243L170 245H169V243H168V250H166V249H164V251H165V253L163 252V250L161 251V252H163V253H161V255L162 256H160L159 258H163L162 259V263L163 264H195V258L196 257H201V256H203V258L204 259H200V260H198V264L200 263V264H264V251L263 252H261V249H263L264 250V245H261L260 244V241H261V238L264 236V227H263V224H264V213L261 211H259L258 209H259V205H258V202H259V200H261V198H264V155L262 154H260V152H263L264 153V115H262V114H264V95L262 96L263 98L262 99H260V96L258 95L259 94V92L261 91V90H259V91H257L255 88L253 89V87H252V89L253 90H250L249 88H247V87H250V85L252 86L253 84H255L256 86H260L261 87V89H263L264 88V0H142V2H143V4L142 5H138L137 6V8L139 7V9L142 11L141 13H139V15H137L136 14V12H137V10L136 11H133V8H134V5H133V2H132V0H126L127 2H132V3H130V4H132L131 6L133 7H130L129 8V6H127V2H125V4H126V7H125V5H124V8H123V4H122V7L120 6L121 5V3L123 2V1H121L120 0V2H118V3H120V5H118V7H116L115 9H113L116 5V3H115V1H114V3L115 4H113V5H115L113 8L111 7V5L109 6L108 4H110V1H109V3L108 2H106V1H108V0H95V2H92L93 0H91V2H90V0H59ZM96 1H103V3L102 2H100L101 3V5L98 3H96ZM112 1V0H111ZM125 1V0H124ZM134 1V0H133ZM141 0H138V3L140 2ZM157 1V2H156ZM56 2V1H55ZM58 2V1H57ZM117 2V1H116ZM94 3V4H93ZM111 3H113V1L111 2ZM134 3H136V2H134ZM155 3H159L158 4V6L157 5H155ZM57 4H59V3H57ZM129 3H128V5H130ZM55 5V4H54ZM56 6V5H55ZM59 6V5H58ZM68 6V7H67ZM136 6V5H135ZM153 6H157L158 7V9L156 8V10H155V7H153ZM160 6V7H159ZM65 7H64V10H63V8H62V10L63 11H65L64 13H68V16H69V24H70V22L74 19H72L71 20V14H74L75 15V13L76 12H72V11H69V10H65ZM127 9V10H126ZM136 8H134V10H135ZM139 10V11H140ZM40 11V12H39ZM43 11H44V9H43ZM67 11H69L71 14L69 15V12H67ZM129 11V13H127V12ZM131 11H133V12H131ZM44 13V12H43ZM48 13V12H47ZM50 13H48V15H47V17L49 16V17H51V14ZM63 13V14H64ZM138 13V12H137ZM33 14V15H34ZM54 14H55V11H54ZM62 14V13H61ZM128 14V15H127ZM34 15V16H35ZM42 15H46V14H41V16ZM56 15H57V12H56ZM56 15H55V17H56ZM65 15V14H64ZM67 15V14H66ZM135 15H137V16H139V18H136L135 17ZM134 16V17H133ZM48 17V18H49ZM65 17V16H64ZM67 17V16H66ZM73 17V16H72ZM75 17V16H74ZM86 17V20L84 19ZM130 17V19H127V18H129ZM32 18V20H33V18H34V20H35V18L36 17H31ZM40 18V20H42L41 19V17H39ZM42 18H44V17H42ZM47 18V19H48ZM68 18V17H67ZM127 20H129V21H127ZM154 18L155 19H157L159 22H160V26H159V24H158V26H155L154 25V22L156 21H154L153 22V20H154ZM37 19V18H36ZM46 19V21H50V19H53V20H51L52 21V26L54 25H56L57 26V24H58V19L59 18H55L54 19V17L52 18H49V20H47ZM57 19V20H56ZM63 19V18H62ZM77 19H74V20H77ZM140 19L138 20V21H136V25H137V22H140ZM44 20V19H43ZM42 20V21H43ZM64 21H65V19H63ZM73 20V21H74ZM102 20H103V22H102ZM124 20H126L125 22H124V24H122V22ZM143 20H146L145 18L143 19ZM42 21L40 22L41 24H43V25H46L45 23H42ZM63 22V21H62ZM75 22H77V21H75ZM85 22V23H84ZM103 24H102V23ZM111 22V23H110ZM37 23H38V25H40L39 24V21L37 20ZM64 23V22H63ZM91 23H93V24H90V25H93V26H96V25H94V24H96V23H94V22H91ZM104 23H106L105 25H104ZM119 23L120 24H122L121 26V29H119ZM49 24H50V22H49ZM60 24V23H59ZM73 24H75L74 22H73ZM117 24V25H116ZM155 24H156V22H155ZM66 26L67 24H66V22H65V24H63V26ZM80 25V26H81ZM128 26V27H125V26ZM131 25V26H130ZM51 25L50 26H46V28L47 27H49V29L50 30H48V28L46 29V30H48V32H51L52 30H53V28L54 27H52ZM67 26H69L70 27V25H67ZM72 26V25H71ZM76 26V25H75ZM81 26V27H82ZM87 26V25H86ZM88 26H89V24H88ZM92 26V28L93 29H95V27H93ZM99 26L97 27V32L99 33ZM51 27V28H50ZM80 27V28H81ZM90 27V26H89ZM88 27V28H89ZM105 27V28H104ZM124 27L125 28H127V29H125V32H126V30H127V32L125 33V32H123V30H124ZM135 27V26H134ZM133 27V28H134ZM140 27V26H139ZM143 27H144V29H143ZM146 27V28H145ZM56 28V27H55ZM79 28V29H80ZM87 28V27H86ZM85 27L84 28H82L83 30H82V32L84 31V29H86ZM136 28V27H135ZM67 29V28H66ZM79 29H77V32L75 31V34H77V36H78V34H79ZM89 29H91V28H89ZM93 29H91V30H93ZM106 29V30H105ZM45 29H44V31H46ZM69 30V29H68ZM81 30V29H80ZM116 30V31H117ZM122 31V33H120L121 31ZM88 31V30H87ZM90 31V30H89ZM42 32L43 31H41V32H39V33H41V34H39V36H41L42 35ZM53 32V31H52ZM57 32V31H56ZM67 32H69V31H67ZM85 32H86V30H85ZM84 32V33H85ZM47 33V32H46ZM70 33H73V31H70ZM84 33H82L83 34V38L85 37L86 38V36L84 35ZM117 33V32H116ZM120 33V34H119ZM57 34V33H56ZM65 34V33H64ZM63 34V35H64ZM86 34H88V33H86ZM91 34V32H89V35ZM92 34H94L93 35V37L94 36H96L95 35V32L93 33V31H92ZM132 34V35H131ZM63 35H61V36H63ZM67 35V34H66ZM66 35H65V38H68V37H66ZM70 35V34H69ZM80 35V34H79ZM107 35H109V37L112 35V32H111V34H110V32H109V34H108V32H107ZM55 36V35H54ZM7 37H9V39L7 38ZM71 37H73V39L75 38L73 35H71ZM79 37V36H78ZM97 37V36H96ZM114 37V36H113ZM2 38H7V42H5L6 43V45H7V43H8V47H5V43L3 42V39ZM112 38V37H111ZM115 38V37H114ZM115 38V40L114 41H116L117 39ZM55 39V38H54ZM61 40H62V37L60 38ZM70 39V38H69ZM80 39V38H79ZM98 39H100L99 37H98ZM122 38H118V41L120 42V40H121ZM124 39L125 38H123V41H124ZM137 39V40H136ZM41 40V39H40ZM101 40V39H100ZM4 41H6V39H4ZM63 42H64V40H62ZM95 41V40H94ZM93 41V42H94ZM118 41H116V42H114V43H116L117 44V42ZM122 41V40H121ZM36 42V41H35ZM40 42V41H39ZM63 42H61L62 44H63ZM66 42V41H65ZM78 42H79V40H78ZM92 42V43H93ZM96 42V41H95ZM101 42V41H100ZM110 42H113V40H111V41H109V43ZM97 43H99V40L97 41ZM102 43V42H101ZM101 43H99L98 45H99V47H101ZM122 42H120L119 43V45L121 46V47H119V46H117L118 47V49L119 48H121L122 49V47H123V44H121ZM124 43V42H123ZM127 43V42H126ZM36 44V43H35ZM34 44V45H35ZM59 44V43H58ZM61 44V45H62ZM86 44V43H85ZM105 43H103L102 45H104ZM113 44V43H112ZM112 44H111V47H112V49H113V46H112ZM39 45V44H38ZM36 46V47H39V46ZM96 45V44H95ZM94 45V46H95ZM107 45V44H106ZM118 45V44H117ZM47 46V45H46ZM58 46V45H57ZM67 45L65 44V47H66ZM85 46V45H84ZM115 47H116V45H114ZM77 47V46H76ZM81 47V46H80ZM6 48L7 49H9L8 50V52H7V50H6ZM43 48H44V46H43ZM65 51H62L63 49H60V51H62V52H64V53H61V54H63L66 58H68L67 56H69L68 55V53H69V51H71V50H67V48L65 49L64 47H62ZM132 48V49H131ZM36 49H38V48H36ZM41 48L39 47V50H40ZM87 49V48H86ZM109 49H111V48H109ZM121 49H119V51L121 52L122 50ZM26 50V49H25ZM95 50H97V48L95 49ZM131 50H134V51H131ZM203 50H205L204 51V53L202 52ZM29 51V50H28ZM44 51H45V48H44ZM48 51V50H47ZM59 51V50H58ZM87 51V50H86ZM115 51L117 52V53H115V54H117L118 55V53H119V55H122V53L123 52H118L117 50H116V48H115ZM114 51V52H115ZM34 52H36V51H34ZM46 52V51H45ZM73 52V51H72ZM78 52V51H77ZM84 52V51H83ZM112 52V51H111ZM37 53H38V51H37ZM47 53V52H46ZM57 53H59V52H57ZM75 53H76V51H75ZM106 53V55L108 54V53H110V50H107V52L106 51H104V54ZM210 53L212 54V55H210ZM41 54H42V50H41ZM51 54V53H50ZM70 54V57L72 58V56L71 55H73V54H71V53H69ZM78 54V53H77ZM77 54H75V56H73V60H75V58L77 57L76 55ZM83 54V53H82ZM85 54V53H84ZM83 54V55H84ZM113 54V53H112ZM46 55V54H45ZM55 55V53L53 54V58H52V62H53V60L54 61H56L55 62V64L58 66V68H57V70L59 69V67H61V69H62V72H63V75L61 74V76L63 77V76H65L66 78H71L69 75H68V73H67V69H64V67H62L60 64H63V62L61 63V56H60V53L59 54H56V55H58V56H54ZM62 55V56H63ZM93 55H94V53H93ZM92 55V56H93ZM110 55V54H109ZM117 55H116V59H117ZM130 55H132V54H130ZM213 55L215 56V57H217L216 58V60L217 61H213V59H211L212 57H213ZM39 56V55H38ZM41 56H43L44 57V59H45V57L46 56H44V55H41ZM41 56H39V57H41ZM63 56V57H64ZM96 56V55H95ZM95 56L93 57L94 58V60H95ZM108 56V55H107ZM106 56V57H107ZM124 56H125V58H127V56L124 54ZM212 56V57H211ZM54 57L56 58V60L54 59ZM69 57V58H70ZM75 57V58H74ZM105 57V58H106ZM70 58V59H71ZM79 58V57H78ZM96 58H98V55L96 56ZM122 58H123V55H122ZM124 58V59H125ZM80 59H83V58H79V60H77V62L78 61H80V62H78V64L79 63H81V60ZM85 59V58H84ZM109 59H111L110 57H109ZM116 59H113V60H116ZM215 59V58H214ZM63 60H64V58H63ZM93 60V59H92ZM91 60V61H92ZM98 60H100V59H98ZM112 60V61H113ZM128 60V59H127ZM192 60V61H191ZM67 61H70L71 62V60H67ZM84 61V60H83ZM91 61H89V62H91ZM97 61V60H96ZM124 61L125 60H123V62H122V64L121 65H123L124 64ZM136 61H138V60H136ZM8 62V61H7ZM75 62V61H74ZM94 62V61H93ZM105 62V61H104ZM108 63L110 62V60L109 61H107ZM106 62V63H107ZM120 62H121V60H120ZM127 62V61H126ZM174 62H176L175 64H174ZM4 64H5V62H3ZM2 63V64H3ZM9 63H11V62H9ZM24 63V64H23ZM41 63H43L42 62V59H41ZM45 63V62H44ZM43 63V64H44ZM54 63V62H53ZM72 63V62H71ZM71 63H69L70 65H71ZM76 63V62H75ZM84 63L86 64V61H84ZM137 64L139 63V62H136ZM172 63L174 64V67H172ZM197 63H195V64H197ZM243 63L245 64V65H247L246 67H248V66H250V69L248 70V69H246V67L244 66L243 67ZM1 64V65H2ZM26 64V65H27ZM43 64H40V68H41V66L43 67ZM66 64H68V63H66ZM77 64V63H76ZM97 64V63H96ZM112 65L111 66H113V64H115L116 65V61H115V63L114 62H112L111 63ZM118 64V63H117ZM127 64H130L129 62H127ZM132 64V63H131ZM194 64V65H195ZM235 64H237L238 66H239V64L241 65L242 64V68L240 69V66H239V70H237L238 69V67L236 68V66L237 65H235ZM13 65H16V64H13ZM25 65V66H26ZM47 65V64H46ZM56 65H54V66H56ZM64 65V64H63ZM82 65H83V63H82ZM120 65V66H121ZM170 65V66H169ZM175 65H177V66H175ZM222 65V66H221ZM228 66V65H233L232 67H227L228 69H232L234 66V69L233 70H235V68H236V72H235V76H236V73H238V75L239 76H241L240 78H234L235 76H233L232 74L233 73H226V72H224V68H222L223 66ZM5 66V65H4ZM8 66V64L6 65V67ZM11 67L9 68L10 70H11V68H12V65H10ZM45 66V65H44ZM69 66V65H68ZM78 66L80 67L81 66V64L80 65H77L76 67L78 68ZM86 66V65H85ZM118 66H119V64H118ZM118 66L116 67V71H117V68H118ZM119 66V67H120ZM132 66L131 65H129V67L127 66V68H131L132 69ZM150 66V65H149ZM148 66V67H149ZM225 66V67H226ZM6 67H4V70L6 69ZM9 67V66H8ZM19 67V66H18ZM22 67V66H21ZM28 67V66H27ZM47 67H48V65H47ZM46 67V69H48ZM50 67V66H49ZM72 66H70L69 68H71ZM82 67V66H81ZM100 67V66H99ZM107 67H109V66H107ZM106 67V68H107ZM122 67V66H121ZM120 67V68H121ZM124 67V66H123ZM122 67V68H123ZM194 67H196V66H193V69H194ZM198 67V68H199ZM30 68V67H29ZM45 68V67H44ZM43 68V69H44ZM51 68V67H50ZM49 68V69H50ZM67 68V67H66ZM83 68V67H82ZM124 68H126V67H124ZM126 68V69H127ZM150 68H151V66H150ZM198 68H196V69H198ZM220 68H222V69H224L223 70V72H221L220 70ZM226 68V69H227ZM244 68V69H243ZM3 69V68H2ZM1 69V70H2ZM14 69V68H13ZM16 69H18L17 67H16ZM15 69V70H16ZM20 69V68H19ZM23 70H19V71H21V73H22V71H29L27 68V70L25 69V68H22ZM42 69V68H41ZM41 69H40V71H41ZM54 69H56V68H54ZM54 69H51L52 70V72H54L55 70ZM60 69V70H61ZM71 69H73V68H71ZM70 69V70H71ZM109 69H115V66H114V68H109ZM145 69H146V71H145ZM170 68H169V70H171ZM7 70V69H6ZM5 70V71H6ZM15 70H13V72L15 71ZM60 70H58V72L60 71ZM75 70L76 71H78V72H83L82 71V69L80 70L79 68L78 69H76L75 68ZM80 70V71H79ZM84 70V69H83ZM118 70H120L119 68H118ZM122 70V69H121ZM125 70V69H124ZM124 70L123 71H121V73L122 72H124ZM127 70H130V69H127ZM126 70V71H127ZM133 70V69H132ZM150 70V69H149ZM246 70H248V71H246ZM24 71V72H25ZM32 72H33V70H31ZM37 71V70H36ZM43 71H46V70H43ZM74 71V70H73ZM72 71V72H73ZM106 71H107V69H106ZM115 71V70H114ZM115 71V72H116ZM126 71L124 72V73H126ZM134 71V70H133ZM133 71H127V72H129L130 74L128 75V76H133V74L131 75V73L133 72ZM171 71H173V70H171ZM171 71H169V72H167L168 73V75L170 74V72ZM196 71V70H195ZM9 72H12V71H9ZM8 72V73H9ZM57 72V73H58ZM94 72V71H93ZM162 72H164V73H162ZM178 72V73H179ZM182 72V73H181ZM208 72H210V74H211V76H212V82H210V79L208 78ZM232 72V71H231ZM247 72V73H246ZM28 74H19V75H21V77H22V80L24 81V78H25V76H23V75H30L29 74V72H27ZM37 73H39V69H38V71L36 72V74ZM74 74L76 73L75 71L73 72ZM88 73V72H87ZM87 73H86V75H87ZM100 73V72H99ZM107 73H108V71H107ZM117 73H118V71H117ZM117 73H116V75H117ZM120 73V72H119ZM135 73V72H134ZM160 73H162L161 74V76H160ZM173 73V72H172ZM174 73V74H175ZM178 73H176V74H178ZM195 73V72H194ZM208 73V74H207ZM4 74L5 73H0V83L2 84H4L5 85V83L3 82V81H5V76H7V75H5L4 76ZM31 74H33V73H31ZM35 73H34V75L32 76V78L35 80L36 79V77H38V76H36L35 77V75H36ZM54 74L55 75H57L55 72H54ZM71 74V73H70ZM90 73H88V76L87 77H89L90 75L92 76V74H90ZM97 74H98V72H97ZM155 74H154V76H155ZM174 74L172 75V77H174ZM210 74H209V76H210ZM15 75V74H14ZM17 75H18V72H17ZM42 75V74H41ZM59 75H60V73H59ZM101 75V74H100ZM109 75H112V74H110L109 73ZM139 75V74H138ZM138 75H135V76H138ZM167 75V74H166ZM183 75V74H182ZM11 76V75H10ZM90 76V77H91ZM108 76V75H107ZM118 76V75H117ZM135 76H133V77H135ZM170 76H171V74H170ZM176 76V75H175ZM196 76V75H195ZM243 76V77H242ZM29 77V76H28ZM58 77V76H57ZM93 77H94V75H93ZM99 77V76H98ZM102 77V76H101ZM114 77H116V76H113V78ZM139 77V76H138ZM138 77H137V81L138 80H140L141 82H142V79L143 78H141L140 79V77H139V79H138ZM149 77V82L146 80V78L145 79H143V80H146V82H148V83H146V85H150V83L152 82V81H150V80H152L151 78ZM166 77H169V76H166ZM172 77H170V79L172 78ZM178 77H179V74H178ZM186 77V76H185ZM197 77V76H196ZM236 77H238V76H236ZM6 78H8V76L6 77ZM12 78H13V76H12ZM16 78V80H15V86H17V87H22L21 85H20V82H22L21 84H23V81L21 80L20 81V76H16L15 77ZM64 78V77H63ZM74 78V77H73ZM73 78H71V79H73ZM108 78H110V77H108ZM112 78V77H111ZM117 78H119V76L118 77H116V79H114V80H116V81H118L119 80V85H117V88L118 89H120L119 88V86H123V89L125 90V89H127V88H129V87H131V88H129V90L127 89V91H126V93H129L128 94V96L126 95L125 96V98L127 97L128 98V100H126V99H124V96H122V98H120V95L121 94H117L118 96H119V98L120 99H124L125 100V102H127V103H132V101L134 102V105L135 106H132L133 105V103L131 104V108L133 107V109L135 108V107H137L135 110H139V108H141L142 109V107H140L141 105H140V101H142L141 99H139L140 98V96H142V94L144 93V94H147L146 92H144V90L143 91H141L142 92V94L141 93H137L136 92V94H135V90L133 89V88H135L134 86H130V84L129 83H127L126 82V79H129V77H127V75H126V79H125V83H127L126 84V86H127V88H125V84H121L120 85V83L123 81H120V79H117ZM132 78V77H131ZM130 78V79H131ZM155 78V77H154ZM156 78V79H157ZM162 78L164 79L165 78V76L164 77H161V80H162ZM180 78V80L177 82V80ZM178 79L176 78V80H175V83L173 82V84L174 85H178V86H180V84L182 83H184V85L182 86V84H181V88H187L188 86V84L185 86V83L186 82H184L183 81V79H181L182 77L180 76ZM183 78H184V76H183ZM33 79H32V82H33ZM45 79V78H44ZM65 79V78H64ZM94 80L96 79V76H95V78H93ZM92 78H91V80H93ZM99 79V78H98ZM106 79V78H105ZM129 79V81L131 82V80ZM133 79V78H132ZM160 79V78H159ZM170 79L168 80V78H167V80L168 81H170ZM175 79V78H174ZM173 79V80H174ZM187 78H186V80H188ZM25 80H26V78H25ZM27 80H28V78H27ZM37 80V79H36ZM39 81L41 80V78L39 77V79H38ZM59 80H62V78L61 79H59ZM91 80H89L88 82L90 83V82H92L93 84H89L90 85V87H91V85L92 86H94V88L92 87V91L93 92H95L94 90H95V87H97V86H95L94 85V82L93 81H91ZM97 80V79H96ZM135 80V79H134ZM133 80V81H134ZM161 80L158 82L159 83V85H160V83H161V86H162V82H163V80H162V82H161ZM185 80V81H186ZM254 82H253V81ZM10 81V80H9ZM14 81V80H13ZM42 81V80H41ZM44 81V80H43ZM42 81V82H43ZM101 81H103L102 79H101ZM106 81V80H105ZM115 81V82H116ZM128 81V80H127ZM132 81V82H133ZM137 81L135 80V82L137 83ZM140 81H138L139 82V84L140 85H138V86H140V88L143 86V88H145L146 87V91L147 92H149L150 90L149 89H152V88H154V87H152V88H148V86H146L145 85V83H144V81L142 82V85H141V83H140ZM157 81H158V79H157ZM182 81V82H181ZM12 82V79H11V81H10V83ZM27 82V81H26ZM26 82H24V88H23V90L24 89H26V91H27V93L30 91V88L31 87H33V88H35V86H29V84H30V82H28V83H26ZM46 82V80L43 82V83H41L40 82V86H36L37 87V89L36 90H38L39 91V93H40V95L42 96V95H44L43 94V92H45V90H44V83ZM67 82V86H64L63 84V86L61 87L62 89H63V87H67V89L68 90H71V88L73 87V85H74V89L76 88V84H74L73 83V85L72 86H70L69 84H68V81H66ZM66 82H63L62 81V83H66ZM70 82V81H69ZM71 82H72V80H71ZM85 82V81H84ZM114 82V81H113ZM132 82H131V84H132ZM177 82V83H176ZM189 82V81H188ZM112 83V82H111ZM110 83V84H111ZM136 83H133V84H136ZM153 83H155V81H154V79H153V82H152V86H155V84H153ZM164 84L165 83H167L166 81H165V79H164V82H163ZM248 83H249V85H248ZM0 84V86L2 87L3 85H1ZM17 84V85H16ZM39 84V82L37 83V85ZM41 84H42V86H41ZM50 83H48V85H49ZM70 84H72V83H70ZM80 84V83H79ZM96 84V83H95ZM98 84V83H97ZM101 84V83H100ZM105 84V83H104ZM163 84V85H164ZM172 83L170 84V82L169 83H167V85H169V86H172L173 85ZM189 84H191V80H190V83ZM11 85V84H10ZM10 85H9V83H8V85L6 86V87H10ZM12 85H13V82H12ZM11 85V86H12ZM18 85H20V86H18ZM61 85V84H60ZM109 85V84H108ZM194 86H195V84H193ZM137 86V87H138ZM151 86V85H150ZM169 86H168V88H169ZM191 86V85H190ZM194 86H193V88L192 87H190V88H192V89H196V88H194ZM14 87V86H13ZM46 87H47V83H46ZM53 87V86H52ZM56 87H57V85H56ZM87 87H88V85H87ZM111 87V86H110ZM115 87V86H114ZM133 87V88H132ZM156 87H157V84H156ZM163 87V86H162ZM164 87H166V84H165V86ZM164 87L163 88H161V89H163V90H165L164 89ZM177 88L176 86H173V87H170L171 89H173V88ZM257 87V88H258ZM4 88V87H3ZM32 88V89H33ZM49 88H51V85H50V87ZM59 88V87H58ZM57 88V89H58ZM77 88L79 89V86L77 85ZM98 88V87H97ZM116 88V89H117ZM139 87H138V89H140ZM143 88H141V89H143ZM148 88V89H147ZM159 87H157V88H155V90L157 89V91L159 90H161V89H158ZM167 88V89H168ZM179 88V87H178ZM186 88H185V90H186ZM248 89V90H246L245 91V89ZM2 88H0V91H4V90H1ZM16 89V91H19V90H17V88H15ZM15 89H13L12 88V90H13V92H14V90ZM22 89V88H21ZM66 89V90H67ZM88 89V88H87ZM105 89V88H104ZM137 89V88H136ZM166 89V90H167ZM170 89V90H171ZM180 89V88H179ZM213 89V90H214ZM48 90V89H47ZM53 90H55V87H53ZM68 90L66 91V92H68ZM120 90H122V89H120ZM130 90H133V96L131 95V92H130ZM149 90V91H148ZM155 90L153 89L152 91H154V93H155ZM163 90H161V94H162V91ZM170 90H168V91H170ZM177 90V89H176ZM176 90H174L173 92L176 94V92L178 93V91H176ZM181 90V89H180ZM188 91H190V92H192L193 90H189V89H187ZM186 90V91H187ZM257 91L256 93H258L257 95H255V94H253V95H250L251 93H252V91ZM26 91H25V93H26ZM49 91V90H48ZM64 91H65V89H64ZM74 91V90H73ZM78 91V90H77ZM79 91H80V89H79ZM78 91V93H80ZM84 91V90H83ZM83 91H81V92H83ZM86 91V90H85ZM84 91V92H85ZM90 91V90H89ZM91 91V92H92ZM96 91H98V90H96ZM123 91V90H122ZM137 91V90H136ZM152 91H150V93H152ZM157 91H156V94H157ZM195 91V90H194ZM247 91H250L249 93H247ZM54 92V91H53ZM53 92H51V91H49V93H53ZM60 92H62L61 91V89H60ZM83 92V93H84ZM92 92V93H93ZM105 92V91H104ZM115 92H117V90L115 91ZM114 92V93H115ZM138 92H139V90H138ZM179 92H181V91H179ZM185 92V91H184ZM217 92V91H216ZM227 92V93H226ZM262 92V91H261ZM15 93V92H14ZM13 93V94H14ZM20 93V92H19ZM35 93H37V92H35ZM34 93V94H35ZM45 93H47V91L45 92ZM65 93V92H64ZM68 93H70L71 95H73V97L76 95V92H74L75 93V95H74V93L72 94V92L71 91H69ZM67 93V94H68ZM87 93H88V91H87ZM103 93V92H102ZM113 93V92H112ZM149 93V94H150ZM165 93H167V92H164L163 93V95H158L159 94V92H158V97L160 98V97H162L161 99H162V101H161V99H159L162 103H163V101L166 103V100H168V99H166L165 97L167 96H172V98H173V93H172V91L170 92V93H167L166 94V96H165ZM182 93V92H181ZM180 93V94H181ZM189 92H187V94H185V95H187V97H189V94H191V93H189ZM194 93H196V92H194ZM198 93H200V92H198ZM203 93V94H202ZM218 93V92H217ZM222 93V94H223ZM21 94V93H20ZM33 94V93H32ZM55 94V93H54ZM59 94H62L63 95V93H59ZM69 94V95H70ZM89 94H91V93H89ZM122 94H123V92H122ZM137 94H141L140 96H138L139 98L137 99V98H135V96L137 95ZM172 94V95H171ZM183 94V93H182ZM181 94V95H182ZM192 94H193V92H192ZM209 94H210V92H209ZM221 94V95H222ZM223 94V95H224ZM263 94H264V91H263ZM18 95V94H17ZM22 95V94H21ZM25 95V94H24ZM46 95H48V93L46 94ZM70 95V96H71ZM81 95H83L82 93H81ZM106 95V94H105ZM108 95V94H107ZM114 95V94H113ZM116 95V94H115ZM198 95V94H197ZM196 94L195 95H193L194 96V98H195V96H197ZM198 95V98L196 99V101L198 100V102L200 101V103H202L201 102V97ZM203 95V96H202ZM224 95V98L226 97ZM229 95V96H228ZM252 96V97H255V96H259V100L257 99L258 97H256V99H252V102L251 101H249V102H251V103H247V101H246V105H244L243 103L245 102L244 100H247L248 98L250 99V97H247V96ZM261 95H262V93H261ZM1 96H2V94H1ZM3 96H4V94H3ZM2 96V97H3ZM38 96V95H37ZM69 96V97H70ZM79 96H80V94H79ZM78 96V97H79ZM86 96V95H85ZM109 96V95H108ZM110 96H111V94H110ZM129 96H131L130 98H131V100L132 101H130V98H129ZM145 96V95H144ZM153 96V95H152ZM163 96H165V97H163ZM177 98L179 97V95H175ZM193 96H192V99H194L193 98ZM216 96V95H215ZM215 96H214V98H215ZM5 97V96H4ZM14 97H16V99L17 100H19L18 99V97H20L21 98V96L19 95V96H14ZM23 97V96H22ZM27 97H28V95H27ZM30 97V96H29ZM45 97V96H44ZM55 97H57L56 95H55ZM59 97L60 96H58V99H59ZM65 98H67V96H66V94H65V96H64ZM63 96H61L60 98L61 99H63L64 98ZM68 97V98H69ZM91 97V96H90ZM137 97V96H136ZM147 97H148V95H147ZM147 97H145L146 99H145V101L147 100V101H149V98H151V97H148V99H147ZM156 97V96H155ZM157 97V98H158ZM175 97V98H176ZM186 97V96H185ZM184 97V95H183V97H180V99H179V102H180V100H181V104H182V98L183 99H188L187 101H188V103H190L189 101H191V100H189V99H191V97H189V98H185ZM220 96L218 95V98H219ZM251 97V98H252ZM34 98V97H33ZM33 98H32V102H33ZM36 98V97H35ZM34 98V99H35ZM42 98V97H41ZM64 98V99H65ZM83 98H85V97H83ZM82 98V99H83ZM92 98V97H91ZM98 98H99V96H98ZM107 98H109V97H107ZM111 98V97H110ZM109 98V99H110ZM115 98H117L116 96H115ZM119 98H117V99H119ZM163 98H165L164 100H163ZM169 98H171V97H169ZM211 98H212V95H211ZM218 98L216 97L215 98V101L214 102H216L217 100H218ZM230 98V99H229ZM2 99V98H1ZM15 99V98H14ZM13 99V100H14ZM22 99V98H21ZM23 99H26V98H23ZM37 99V98H36ZM76 99V98H75ZM79 99V98H78ZM102 99H105L104 97L102 98ZM112 99V98H111ZM120 99L118 100V103H117V105L118 104H121V103H123L124 101H122V102H120L119 103V101H120ZM134 99H135V101H134ZM142 99H143V96H142ZM2 100H4V99H2ZM17 100H14V101H17ZM30 100H31V98H30ZM38 100V99H37ZM36 100V101H37ZM46 100H48V98L46 99ZM116 100V99H115ZM114 100V101H115ZM154 100V99H153ZM169 100H171V99H169ZM175 99H173L172 100V102L174 101ZM5 101H6V99H5ZM8 101V100H7ZM22 101V100H21ZM27 101H29V100H27ZM58 101V100H57ZM57 101H56V103H57ZM59 101H61L60 99H59ZM63 101V100H62ZM61 101V102H62ZM66 101H67V103H66ZM66 101H63V102H65L66 104H68V100L66 99ZM76 101V100H75ZM81 101V100H80ZM108 101V103H110V104H108L107 102H106V100L104 101L105 103H107L108 105H106L105 104V106H107L106 107V109H107V111L110 109V107L112 108V106H114L113 108H115L116 106L113 104L112 106H111V101H109V100H107ZM146 101V102H147ZM151 101H152V99H151ZM150 101V102H151ZM160 101L159 102H157V104H155L156 106H157V108H158V103H160ZM184 101V100H183ZM195 101V102H196ZM213 101H210V102H212L213 103ZM222 101H221V103H222ZM23 102V101H22ZM21 102V103H22ZM26 102V100L24 101V103ZM41 102H42V100H41ZM44 102V101H43ZM42 102V103H43ZM46 102V101H45ZM50 102V101H49ZM71 102H72V100H71ZM73 102H74V100H73ZM73 102H72V104H73ZM96 102V101H95ZM117 102V101H116ZM125 102L123 103L124 105H125V107H128L127 109H129V106H126V104H125ZM150 102H148V103H150ZM168 102V101H167ZM170 102V101H169ZM174 102H177L176 100L174 101ZM173 102V103H174ZM179 102H177V103H179ZM192 102V101H191ZM197 102V103H198ZM210 102H208L207 103V105L210 103ZM6 103V102H5ZM13 103V102H12ZM18 103V102H17ZM65 103H63V105L65 104ZM80 103V102H79ZM83 103V102H82ZM89 103V102H88ZM102 104H104L103 102H101ZM143 103V102H142ZM145 103V102H144ZM143 103V104H144ZM176 103V104H177ZM186 103V102H185ZM194 103V100H193V102H192V104ZM199 103V104H200ZM203 103H205V102H203ZM196 104V105H198L199 106V108H201L202 106H205L204 104ZM211 103V104H212ZM217 103V102H216ZM232 103H230L229 102V106H230V104H232ZM2 104V103H1ZM0 104V105H1ZM10 104V102L8 103V104H4V105H9ZM20 104V103H19ZM18 104V105H19ZM50 104V103H49ZM52 104V103H51ZM61 105H62V103H60ZM60 104H59V106H60ZM167 104V103H166ZM166 104H164V105H166ZM169 104V103H168ZM175 104V105H176ZM184 104V103H183ZM182 104V105H183ZM190 105V106H192L191 108L192 109H194V106L193 105ZM224 105H225V102L223 103ZM222 104V105H223ZM243 104V105H242ZM4 105L2 106V107H4ZM11 105V104H10ZM15 105V104H14ZM26 105L28 106L29 104H28V102L26 103ZM33 104H31V106H32ZM38 105V104H37ZM43 105V104H42ZM45 105V104H44ZM48 104H46V107H48L47 106ZM54 105H55V103H54ZM87 105V104H86ZM91 105V104H90ZM137 105V106H136ZM145 105H147V103L145 104ZM150 105V104H149ZM154 105V107H156ZM169 105H171V104H169ZM174 104H172V106H174V108H172L171 109V106H170V111L171 110H173V109H175V106ZM179 106H180V104H178ZM180 106L179 107V109L177 110L178 112L181 110V108H182V110L180 111V112H182L183 111V106ZM185 105V104H184ZM195 105V107L197 108L198 106H196ZM206 105V106H207ZM214 105V104H213ZM213 105H211L213 108H215L214 106L215 105H217V104H215L214 106ZM218 105H219V103H218ZM221 105V106H222ZM5 106V110H6V107ZM12 106V105H11ZM10 106V107H11ZM30 106V105H29ZM39 106V105H38ZM37 106V107H38ZM50 106V105H49ZM52 106V105H51ZM57 106V105H56ZM59 106H58V108H56L57 109V112L59 113V111L58 110H60L59 109ZM101 105H99V111L101 110V108L102 107H104L103 105L100 107ZM119 106V105H118ZM144 106V105H143ZM148 106V105H147ZM161 106V105H160ZM163 106V105H162ZM186 107H187V105H185ZM205 106V107H206ZM209 106V105H208ZM226 106H227V104H226ZM232 105H231V107H229L228 108V106L227 107H225V108H227L228 109V111H230V108H231V111H232V107H233ZM2 107H1V109H2ZM13 107V106H12ZM16 107L17 106H15V109H16ZM19 107H21L20 105H19ZM22 107L24 108V107H26V106H24V105H22ZM44 107V106H43ZM40 108L43 112H44V108ZM52 107H54V106H52ZM52 107H49L50 109L52 108ZM61 107H63V106H61ZM66 107H67V105L66 106H64V108L66 109ZM120 107L122 108V107H124L122 104L120 105ZM124 107V108H125ZM145 107V110H143L142 112L143 113H141V110H139L140 111V113H141V115H143V114H147V117L149 118V121H151V124L153 125V127H154V129H152L151 130V126H149L148 125V123H149V121H147L146 123L147 124H144L143 122L144 121H146V120H148V119H146V120H144V121H141L142 122V124H143V126L142 125H140L141 124V122H140V118H143V116H145V115H143V116H140V115H136V117L138 118V116H140L137 120H136V122L138 121V126H139V129H138V127L136 128L135 126V130L138 132V130H140V133L138 132V134L140 135V136H138V137H148L149 135H150V137L149 138H147V139H149V141L150 142H148V144L147 145H151V146H153L152 144H154V142H156L155 143V146H156V144H157V140H156V138H158V140L159 139H162V141H160L159 143H161V144H163L162 142L163 141H165L164 139H166V141H165V144L168 146V152H167V150L165 149V147L167 148V146L166 145H158L157 147V149L158 150H161V151H164V150H166V155L168 154V155H170V156H168V157H172L171 159L173 160L174 158L176 159V157H177V159L176 160H178V158H180L181 160L180 161H176V160H173V164L171 163V162H169V163H171L172 165H175V167L177 166L178 167V170H176V169H172V166H171V168L170 167H167V168H169V170L168 171H172L173 170V172H174V174L175 173H179V175L178 174H173L174 176H176V178L174 179V177H171L170 178V176H172L171 174H170V176L168 175V174H166L165 172H167L166 170H162V171H160V172H162L163 174L161 175V173L160 174H156L153 170H155L154 168H152L151 167V165L153 166V160H155V158H157L156 156H158V153H159V159L161 160V162H162V158H164L165 157V153H162V156L164 155V157H162V158H160V154H161V152H158V150H156V147H155V149L154 148H149V149H151V150H153L154 152L153 153H155V157L153 158L152 156V152H148V150H147V148L146 149H144L143 147H141L142 146V143H141V145H139V143L138 142H141V140L140 139H138V141H137V138L135 139V140H132V142L130 143H128L129 144V146H131V149L135 152V156L137 155V157H138V160H141L142 162H144V163H146V169L151 173V174H153V176H152V182H153V184L155 185V189L153 190L152 189V191H154V193H153V196H154V194H155V197L156 198H154V199H157V202L159 203H164V204H162L163 205V208H162V206L159 208V207H157V208H159V210H165L166 212H167V214H170L169 213V211H171V212H173L172 210V208H174L175 207V209H177V211H180V212H184L185 211V207H184V209L183 210H181V207H177L176 206V204H178L179 202H177V199H181V200H183L182 199V197H184V199L185 198H189V197H191L190 199H192V204H195L194 206L191 204L190 205V207L191 206H193V207H191L190 209H189V211L191 210V214H195L194 216H193V218H201L200 216L202 215V213L200 214V216H199V214L197 213V211H200V210H202V209H204V207L201 205L200 206V204L202 203H198V201H197V199L200 197V196H203L204 194V190L207 192L208 191V188L209 187H207V186H210V184L208 185H204V182L205 181H207L206 179H205V181H204V178L206 177H208V178H212V177H209V176H207V174L205 173V171L207 170L206 168L208 167H205L206 165H207V163H208V165H209V163H211V159L208 157V154H206L208 151H206L207 149H205L204 147H205V145L203 146L202 144V147L205 149V152L206 153H204L203 151H202V153H200L201 151H198L199 150V147L197 146V149L195 148V146H194V148L196 149V150H194V151H192V147H190L191 149H190V151L187 153L186 151H185V148L183 147L182 148V146H181V140L183 141V139H184V141H187V144L188 143H190V142H192V140L194 139L191 135L192 134H194V132H192V133H189V135L187 134L188 132H191L192 131V129H190V131H189V129H188V131H186L187 130V127L189 128V125H187L186 126V132H184L183 134L184 135H181L180 134V132H176L175 131V133H177L178 135H175V134H173V133H171V132H173L171 129L173 128H171V126L169 125V123L171 122H169L168 121V119L166 118L165 119V117H163V116H166L165 115V110H167V109H165V107H164V109L165 110H163V108L162 109H160L159 110V113L157 112V110H156V108H155V110H154V108H153V106L152 107H150V108H153V110H150L149 109V106L148 107H146V106H144ZM143 107V108H144ZM185 107V108H186ZM240 107H245V110L243 109V110H241L240 109ZM247 107H249L250 108V110H246V108ZM26 108H29V107H26ZM49 108H47V109H49ZM120 108V109H121ZM191 108H190V110H191ZM195 108V109H196ZM202 108H204V107H202ZM9 109V108H8ZM12 109V108H11ZM25 109V108H24ZM31 109H32V107H31ZM65 109H63L64 111H68V109L67 110H65ZM90 109V108H89ZM92 109V108H91ZM119 108L117 107V111H119L118 110ZM123 109V108H122ZM126 109V110H127ZM169 109V108H168ZM194 109V110H195ZM216 109H218V108H216ZM3 110V109H2ZM5 110H4V112L2 113V114H4L5 113ZM17 111L18 110H20V108L18 109H16ZM26 110V109H25ZM29 110H30V108L29 109H27L26 111H28V113H30L29 112ZM33 110L35 111V109L33 108ZM39 110V109H38ZM38 110H36L35 112H37ZM40 110V111H41ZM95 110L96 109H94V111H90V112H93V115H91V116H94V113H95ZM103 110V109H102ZM105 110V109H104ZM135 110H133L135 113H136V111ZM138 110H137V112H138ZM162 110H163V112H162ZM186 110H189V108L188 109H186ZM189 110V112H192V110L190 111ZM193 110V111H194ZM197 110H200V109H198L197 108ZM206 110V109H205ZM226 110V109H225ZM224 110V111H225ZM12 111H14V110H12ZM20 111H22V109L20 110ZM25 111V112H26ZM34 111L33 112H31V113H34ZM50 111V110H49ZM56 111V110H55ZM82 111H84V110H82ZM110 111V113H111V109L109 110ZM108 111V112H109ZM132 111V112H133ZM167 111H169V110H167ZM169 111V112H170ZM174 111V110H173ZM8 112V111H7ZM16 112V111H15ZM24 112V113H25ZM52 112H53V109L51 110V116H52ZM124 112H125V109H124ZM160 112H162V116H161V114H160ZM188 111L186 112L185 111V113L187 114V116L189 117L190 115H192V114H188L189 113ZM200 114H203V112L200 110ZM221 112H223V111H221ZM226 112V111H225ZM22 113V112H21ZM28 113H25L26 115H28ZM42 113V112H41ZM50 113V112H49ZM104 114H105V112H103ZM126 113V112H125ZM127 115H129V114H131V111H130V113H129V111H127ZM140 113H138V114H140ZM163 113H164V115H163ZM174 113L176 114V115H178L177 113H176V111H174ZM173 112H172V114H168V116L170 115H173L174 114ZM184 113V112H183ZM195 113V112H194ZM193 113V116H197L196 114H198V111L194 114ZM219 113V112H218ZM227 113V112H226ZM228 113H230L231 114V112H228ZM246 113L249 115L250 113V118L252 117L254 120H253V122L252 123H254V124H251V125H249V123H251V122H249L245 117H244V121L245 122H243L242 123V120H240L241 118H243L242 116L243 115H246ZM19 114V113H18ZM18 114H16V116L15 117H17L18 116ZM23 114V113H22ZM24 114V115H25ZM62 114H64V112L62 113ZM91 114V113H90ZM89 114V115H90ZM96 114V113H95ZM100 114V113H99ZM114 114V113H113ZM167 114V113H166ZM174 114V116H172V119H174L175 120V115ZM182 114V113H181ZM212 114V113H211ZM210 113H209V116L211 115ZM221 114V113H220ZM223 114H225V113H223ZM228 115V116H230L231 117V115ZM242 116H241V115ZM50 115H49V117H50ZM123 115H124V113H123ZM133 115H135V114H133ZM199 115V114H198ZM204 115V114H203ZM203 115H200V116H202L201 118L203 119V118H208L207 116H208V113H206L204 116ZM218 115V114H217ZM238 115L240 116V119H239V117H238ZM12 116V115H11ZM22 116V115H21ZM58 116H59V114H58ZM57 116V117H58ZM102 116V115H101ZM110 116H112V117H114L113 115H111L110 114ZM167 116V117H168ZM169 116V117H170ZM180 116V115H179ZM182 116V115H181ZM186 116V117H187ZM206 116V117H205ZM220 116V115H219ZM223 116V115H222ZM19 117H20V115H19ZM27 117V116H26ZM36 117H37V114H36ZM43 117H45V116H43ZM43 117H41L42 119H43ZM48 117V116H47ZM47 117H46V119H47ZM63 117H65V116H63ZM67 117V116H66ZM168 117V118H169ZM174 117V118H173ZM183 117V116H182ZM182 117L180 118V119H182ZM184 117H185V115H184ZM185 117V118H186ZM211 117V116H210ZM232 117H233V115H232ZM6 118V117H5ZM12 118V117H11ZM30 118V117H29ZM53 118H55V115L53 116ZM126 118V117H125ZM133 118V117H132ZM145 118H146V116H145ZM192 118V116H190V118H188L187 120H188V122L190 123V124H192L191 123V121H189V119H191ZM194 118V117H193ZM192 118V119H193ZM196 119H198L197 117H195ZM201 118H199L200 119V121H201ZM212 118V117H211ZM219 118V117H218ZM252 118H251V120H252ZM23 119V118H22ZM59 119V121H60V118H58ZM58 119L56 120V119H52V120H55L56 122H58V124H59V121H58ZM70 119H71V117H70ZM70 119H67L66 118V120H70ZM91 119H94L93 117H91ZM90 119V120H91ZM129 119V118H128ZM163 119L165 120V122H163ZM178 119V118H177ZM179 119V120H180ZM195 119V120H196ZM199 119H198V121H199ZM214 119V118H213ZM246 119V120H245ZM19 120H21V119H19ZM26 120V119H25ZM48 120V119H47ZM51 120V118H50V121H52ZM65 120V121H66ZM116 120V119H115ZM118 120H120L119 118H118ZM126 120V119H125ZM130 120V119H129ZM129 120H127V121H129ZM132 120V119H131ZM142 120V119H141ZM170 120H171V117H170ZM184 120H186V119H183V122H184ZM222 120V119H221ZM225 120V119H224ZM11 121V119L9 120V122ZM12 121H13V119H12ZM11 121V122H12ZM40 121V120H39ZM43 122L45 121V118H44V120H42ZM41 121V122H42ZM64 120H62V122H63ZM75 121V120H74ZM77 121V120H76ZM133 121V120H132ZM166 121H168V124L167 125H169L170 126V131H169V129L168 128H166L165 127V123H167ZM173 121V120H172ZM215 121V120H214ZM236 121L238 122V123H236ZM247 121H248V124H247ZM7 122V121H6ZM26 122V121H25ZM53 122V121H52ZM51 122V123H52ZM56 122H55V124L54 125H52V126H54V127H56L55 125H56ZM62 122H61V124H62ZM68 123L70 122L71 123V121H67ZM120 122H121V120H120ZM123 122V121H122ZM178 122V121H177ZM183 122H182V124H183ZM188 122H187V124H188ZM194 122H196V124H199V123H202V122H199V123H197V121H194ZM218 122V121H217ZM219 122H220V120H219ZM222 122V121H221ZM3 123V122H2ZM20 123V122H19ZM19 123H17V125H16V123H14V125L15 126H19ZM22 123V122H21ZM48 122H46L45 124H47ZM50 123V122H49ZM48 123V124H49ZM116 123V122H115ZM124 123H126V122H124ZM173 123V122H172ZM172 123H171V125H172ZM175 123V122H174ZM212 123V122H211ZM225 123V122H224ZM225 123V124H226ZM256 123V124H255ZM12 125H13V123H11ZM10 124V127L9 128H11V125ZM47 124V125H48ZM57 124V125H58ZM65 126H67V128H68V126L70 125V124H67L66 122H65ZM83 124H85V123H83ZM110 124H111V122H110ZM135 124V123H134ZM137 124V123H136ZM176 124V123H175ZM184 124L186 125V121L184 122ZM184 124H183V126H184ZM196 124H194L196 127H197V125ZM207 124V123H206ZM220 124V123H219ZM8 125H9V123H7V127H8ZM22 125V124H21ZM26 125V124H25ZM50 125V124H49ZM103 125V124H102ZM116 125V124H115ZM120 125H121V123H120ZM144 125H148L147 127L146 126H144ZM166 125V126H167ZM15 126H14V128H15ZM51 126V125H50ZM59 126H60V124H59ZM65 126H64V128H65ZM79 126V125H78ZM83 126V125H82ZM81 126V127H82ZM105 126V125H104ZM127 126H129V125H127ZM140 126H142L143 128H141L140 129ZM168 126V127H169ZM202 126V124H200V127ZM1 127V126H0ZM23 127V126H22ZM21 127V128H22ZM30 127H31V125H30ZM41 127V126H40ZM39 127V129L40 130H38L37 129V131H41V128L42 129H44L45 127H44V125H43V127H41L40 128ZM53 127V128H54ZM74 127V126H73ZM92 127V126H91ZM94 127V132L96 133V138H97V136L99 137V130L100 129H98L100 126H97V125H95V126H93ZM95 127H98V128H96L95 129ZM121 127V128H120ZM131 127V126H130ZM130 127H129V129H130ZM177 126H175V128H176ZM179 127H181V126H179ZM190 127H192V126H190ZM199 127V126H198ZM215 127V126H214ZM8 128V129H9ZM21 128H19V129H21ZM25 128V127H24ZM24 128H22V129H24ZM26 128H28V127H26ZM31 128H33V127H31ZM37 128H38V126H37ZM50 128V127H49ZM48 128V129H49ZM52 128V129H53ZM84 128V127H83ZM106 128V127H105ZM111 128V127H110ZM114 128H115V126H114ZM117 128H120V130L122 129V125L121 126H117ZM123 128L125 129V127L123 126ZM144 128H150V132H149V129L147 130L148 132H146V131H144L143 132V129ZM178 128V127H177ZM176 128V129H177ZM184 128H185V126H184ZM7 129V130H8ZM12 129V128H11ZM17 128H15V129H12L10 132H11V138H12V142L14 143V145H12V146H14L13 147V149H12V151H13V156L11 155V157H13L14 159H13V161L16 159L18 162H20V164H24V162H22V161H24L23 159H22V157L23 156H25L24 154H22L21 152H22V150H23V153H25L27 156V158L29 159V157L33 154V149L35 150V148H37L36 146H35V148H34V141H37L36 139L35 140H33V138H31V136H28V138H27V140H26V144H25V142H23L25 145H27L26 147H25V145L23 144V143H21V140L25 137H23V138H21V135L20 134H22L23 133V131H22V133H20L19 132V130L17 129ZM34 129V128H33ZM46 129V128H45ZM44 129V130H45ZM51 129V128H50ZM58 129H59V127H58ZM66 129V128H65ZM87 129V128H86ZM103 129V128H102ZM116 129V128H115ZM167 129H168V131H167ZM205 129H203V130H205ZM25 130L26 131H28V130H30L29 128H28V130L27 129H24V133L23 134H25ZM35 130V129H34ZM106 130H108V129H106ZM105 130V131H106ZM128 130V128L126 127V130H121V131H124V132H126ZM145 130V129H144ZM154 130V131H153ZM178 130V129H177ZM196 130H198L199 131V129L197 128ZM202 130V128L200 129V131H203ZM213 130V129H212ZM220 130V129H219ZM21 131V130H20ZM74 131V130H73ZM104 131V132H105ZM129 132L131 131V129L130 130H128ZM136 131H132L133 132V134H132V137H133V135L136 133ZM152 131V132H151ZM179 131V130H178ZM184 131V130H183ZM198 131L196 132V133H198ZM217 131V130H216ZM9 132V133H10ZM32 132V131H31ZM35 132V131H34ZM33 132V135L36 133H34ZM42 132V131H41ZM56 132V131H55ZM61 132V131H60ZM86 132V131H85ZM117 132V131H116ZM153 132H155V135H154V133ZM206 132H205V134H206ZM213 134H212V133ZM218 132V131H217ZM8 133V132H7ZM40 133V132H39ZM120 133V131L118 132V134ZM126 133H128V132H126ZM143 133H148L147 135H145V134H142ZM150 133H153V134H150ZM202 133V132H201ZM37 134V133H36ZM44 134H46V132H44ZM106 134H107V132H106ZM137 134V133H136ZM171 134H173V135H171ZM191 134V135H190ZM205 134H203V135H205ZM210 134H208L207 133V135H208V137H211L212 138V136H209ZM28 134H27V132H26V136H27ZM48 135H49V133H47V135H45L46 137H48ZM72 135V134H71ZM84 135V134H83ZM113 135V134H112ZM126 135H128V134H126ZM151 135H153V136H151ZM195 135H199V134H195ZM194 135V136H195ZM207 135H205V136H203L204 138L207 136ZM58 136V135H57ZM62 136V135H61ZM89 136V135H88ZM115 136H117V135H115ZM193 138H191V137ZM199 136H201V135H199ZM218 136H219V134H218ZM9 137V138H10ZM32 137H34V136H32ZM43 137V136H42ZM56 137V136H55ZM63 137H64V135H63ZM70 137V136H69ZM106 137V136H105ZM36 138H37V136H36ZM93 138H95V137H93ZM111 138V137H110ZM110 138H109V135L107 134V139H108V141L105 143V145H106V153L108 154H110V150H112V146H111V141H110ZM186 138V139H185ZM200 138V137H199ZM221 138V137H220ZM252 138H256L257 140H258V144H257V146H255V147H253L252 145H251V140H252ZM4 139V138H3ZM2 139V140H3ZM26 139V138H25ZM46 139V138H45ZM58 139V138H57ZM115 139V138H114ZM121 139V138H120ZM151 139V140H150ZM191 140V141H189L188 142V140ZM202 139V138H201ZM207 139V138H206ZM24 140V139H23ZM33 140V141H32ZM40 140V139H39ZM38 140V141H39ZM56 140V139H55ZM54 140V141H55ZM91 140V139H90ZM88 141V139H87V141L88 142H85V143H92V140L91 141ZM205 139H203L202 140V142H205L204 141ZM208 140H209V138H208ZM210 140V141H211ZM10 141H11V139H10ZM41 141V140H40ZM47 141V140H46ZM98 141V140H97ZM124 141V140H123ZM122 141V142H123ZM126 141H129V140H126ZM133 141H135L136 142V144L133 142ZM153 141V142H152ZM194 141H196L195 139H194ZM11 142V143H12ZM48 142H50V140H48ZM61 142V141H60ZM115 142V141H114ZM120 142H121V140H120ZM196 142H198V141H196ZM196 142H194V143H196ZM208 142V141H207ZM206 142V143H207ZM211 142V145H213V143ZM37 143H39V142H37ZM36 143V144H37ZM51 143V142H50ZM56 143V142H55ZM82 143H84V141L82 142ZM132 143H134L133 145H132ZM35 144V145H36ZM70 144V143H69ZM93 144H96L95 143V141H94V143ZM115 144V143H114ZM126 144V143H125ZM131 144V145H130ZM193 144V143H192ZM198 144H200V143H197V145ZM214 144H215V142H214ZM39 145V144H38ZM64 145V144H63ZM71 145V147L74 145V142L72 143V144H70ZM77 144H75V147H77V146H79V143H78V145L76 146ZM86 145V144H85ZM89 145H92V144H89ZM88 145V146H89ZM102 145V144H101ZM100 145V146H101ZM118 145V144H117ZM146 145V147H148ZM191 145V144H190ZM208 145V144H207ZM43 146V145H42ZM41 146V147H42ZM64 146H66V145H64ZM82 146L84 147V144H82ZM95 146V145H94ZM100 146H97V148L98 147H100ZM103 146V145H102ZM144 146V145H143ZM159 146L161 147H164V149L162 148H160L159 149ZM50 147H51V145H50ZM55 147H56V145H55ZM81 147V146H80ZM93 147V146H92ZM96 147V146H95ZM114 147V146H113ZM145 147V146H144ZM208 147H210V146H208ZM6 148V147H5ZM9 148H10V146H9ZM39 148V147H38ZM43 148H45V147H43ZM74 148V147H73ZM104 148V149H105ZM121 148H123V147H121ZM211 148V147H210ZM213 148V150H212V152H216L217 150H215V148L214 147H212ZM11 149V148H10ZM9 149V150H10ZM57 149V148H56ZM71 149V148H70ZM70 149H69V152H70ZM75 149H77V148H75ZM79 149V148H78ZM189 149V148H188ZM203 149V150H204ZM209 149V148H208ZM37 150V149H36ZM74 150V149H73ZM72 150V151H73ZM81 150H83V149H81ZM93 150H95V149H93ZM144 150H145V152H144ZM155 150H156V152H155ZM187 150V149H186ZM200 150H202L201 148H200ZM219 150V149H218ZM240 150H242V151H247V153H248V151H249V153H251V154H253L252 156H249V155H251V154H247L245 151V155H248L249 157V159L250 160H246V161H243L241 158V156H242V154H240ZM45 151V150H44ZM53 151V150H52ZM65 151V150H64ZM71 151V153H73ZM75 151L76 150H74V153H75ZM102 151V150H101ZM118 152H117V155H119L116 159H118L117 160V164H116V162H115V165H117L116 166V169L118 170V172L116 171V169H115V171H116V173H118L117 175H120V178H119V180L118 179H116V178H114V177H112L111 178V175H112V173H110V170L111 169H113L112 167H113V165H114V163H113V165L112 164H110L111 163V161L110 160H107V161H109L110 163L108 164V162H106V163H104L105 165H104V167H103V172H105V173H107V175H108V181H110V182H113L114 180H113V178L114 179H116L117 181H114V182H118L117 183V189H118V187L119 186H125L124 188H125V190L129 187V186H126L127 184L126 183H128V182H126V183H124V181H121V178H123L124 179V177H125V175L128 173V175L130 176V174H131V177H132V180H130L129 182H130V184L131 185H135V187L133 188V190L135 189V190H137V191H140L139 193L141 194V197H140V200H144V199H142L143 197L145 198V196H147V195H143L145 192L143 191V189H144V178L142 177V175L139 173V172H137V170H136V168L134 167V165H133V160H132V158H131V155H129V153H127V151H125V150H123V149H119V150H117ZM188 151V150H187ZM210 151H211V149H210ZM219 151V152H220ZM251 151V152H250ZM252 151H254V153L252 152ZM11 151H9L8 152V154L10 153ZM49 152V151H48ZM62 152V151H61ZM60 152V153H61ZM68 152V154H71V153H69ZM194 152V153H193ZM239 152V153H238ZM19 153H21V154H19ZM37 153V152H36ZM58 153V152H57ZM103 153H105V150H104V152ZM148 153V154H147ZM192 153L194 154V155H192ZM201 155H200V154ZM242 153V152H241ZM10 154H12V152L10 153ZM38 154V153H37ZM77 154V153H76ZM75 154V155H76ZM93 154V153H92ZM106 154V155H107ZM151 156H150V155ZM202 154H206L205 155V157H207V161L208 160H210V162H207L206 160V165H204V163H205V161L203 160V158H205V157H202L201 158V156H202ZM223 154V155H222ZM44 155V154H43ZM60 155H62V154H60ZM73 155V154H72ZM72 155H70L71 157H72ZM78 155V154H77ZM85 155V154H84ZM185 155H190L189 157L190 158H187ZM209 155H211V153L209 154ZM33 156H35V154L33 155ZM105 156V155H104ZM165 157V159L167 158V159H169L168 157ZM200 156V157H199ZM212 156V155H211ZM26 157H24V159H26ZM47 157V156H46ZM61 157V156H60ZM110 157V156H109ZM152 157V158H151ZM220 157V158H221ZM247 157V156H246ZM41 158H42V156H41ZM50 158V157H49ZM99 158V157H98ZM214 158V157H213ZM220 158H216V159H213L212 161H213V163L215 164V160H217V159H220ZM22 159V160H21ZM34 159V160H33ZM36 159H38L37 157L35 158V157H32V161L28 164V165H26V163H25V167H26V169H27V171H28V169H29V171H28V173L26 174V173H24V174H26L25 176L28 178V182L31 184V185H33V183H36V181H41V183L43 182V183H45L44 181H43V179H45L46 177H49V175L47 176V175H45L46 174V172L48 173L49 171H46V169H47V167L49 168V166H44V168H46L45 169V174H43V172L44 171H42V173H39L43 168L41 167L40 168V171L38 172L37 171V173H39V174H42V176H45V177H43V179L42 180H40V178H39V180L37 179L36 180V178H38V177H41L42 178V176H38V177H36V170H38L39 169V167H38V165H37V162L36 163H33V162H35V160ZM44 159V158H43ZM70 159V158H69ZM77 159V158H76ZM80 159H81V157H80ZM87 159H89V158H87ZM153 159V160H152ZM171 159H169L170 161H171ZM39 160H41V159H39ZM61 160V159H60ZM82 160H84L83 158H82ZM102 160V159H101ZM101 160H98V161H101ZM105 160V161H106ZM203 160V161H202ZM28 161V160H27ZM27 161H25V162H27ZM45 161V160H44ZM51 161V160H50ZM80 161V160H79ZM165 161H168V160H165ZM215 161V162H214ZM219 161V160H218ZM17 162V163H18ZM47 162H49V161H47ZM47 162L45 161L44 163H45V165H47ZM63 162V161H62ZM84 162H87V160L86 161H83V163ZM113 162V161H112ZM176 162V163H175ZM177 162H178V164H177ZM204 162V163H203ZM14 163H16V162H14ZM42 163V162H41ZM56 163V162H55ZM82 163V162H81ZM136 163V162H135ZM84 164H87L86 165V167H88L89 165V163H84ZM156 164V163H155ZM161 164V163H160ZM170 164V165H171ZM17 165V164H16ZM37 165V166H36ZM77 165H79V164H77ZM102 165V164H101ZM111 165H112V167H111ZM157 165V164H156ZM19 163H18V168L15 166V168L16 169H20L21 170V168H19ZM39 166H43V164L41 165V164H39ZM69 166V165H68ZM67 166V167H68ZM91 166V168H92V166L93 165H90ZM89 166V167H90ZM103 166V165H102ZM136 166V165H135ZM163 165H161V167H162ZM210 166H211V164H210ZM209 166V168H214V166L212 165L211 167ZM215 166H217V165H215ZM24 166L22 165V168H23ZM24 167V168H25ZM29 167V168H28ZM38 167V168H37ZM61 167V166H60ZM62 167H63V165H62ZM78 167V166H77ZM85 167V166H84ZM157 167V166H156ZM160 167V168H161ZM166 167V166H165ZM226 167V166H225ZM59 168V167H58ZM64 168V167H63ZM75 168V167H74ZM163 168H164V166H163ZM218 168V167H217ZM15 169V170H16ZM26 169H24V170H26ZM138 169H140V168H138ZM145 169V170H146ZM44 170V169H43ZM47 170H49V169H47ZM63 170H65V169H63ZM88 170H90V168L88 169ZM143 170V169H142ZM176 170V171H175ZM209 170V169H208ZM211 170V169H210ZM210 170H209V172H210ZM213 170V169H212ZM215 170V169H214ZM217 170V169H216ZM51 171H52V169H51ZM70 171V170H69ZM92 171H93V168H92V170H91V173H92ZM113 171H114V169H113ZM158 171V170H157ZM177 171H179V172H177ZM22 173H23V170L21 171ZM20 172V173H21ZM54 172V171H53ZM59 172V171H58ZM77 172V171H76ZM90 172V171H89ZM94 172V171H93ZM111 172H112V170H111ZM172 172V173H173ZM207 172V171H206ZM212 172H214V173H216L215 171H212ZM212 172H210V173H208V175L209 174H211ZM217 172H218V170H217ZM51 173V172H50ZM71 173H72V171H71ZM99 173H101V172H99ZM98 173V174H99ZM115 172H113V174H114ZM130 173V174H129ZM149 173V174H150ZM171 173V172H170ZM220 174H221V171L219 172ZM218 173V174H219ZM17 174H18V172L16 171V177H17ZM59 174H61V173H59ZM65 174V173H64ZM70 174V173H69ZM74 174V173H73ZM87 174V173H86ZM90 174V173H89ZM95 174V173H94ZM97 174V175H98ZM103 174V173H102ZM205 174H206V176H205ZM11 175V174H10ZM14 175V174H13ZM19 175V174H18ZM56 175H57V173H56ZM76 175V174H75ZM81 175V174H80ZM106 175V174H105ZM145 175V174H144ZM161 175L162 177H159V176ZM214 175V174H213ZM2 176V175H1ZM20 176V175H19ZM62 176H65V175H62ZM103 176H104V174H103ZM113 176V175H112ZM168 176H169V178H168ZM211 176H212V174H211ZM98 177V176H97ZM117 177H119V176H117ZM126 177H127V175H126ZM159 177V178H158ZM5 178V177H4ZM22 180H23V176L22 177H20ZM53 178H54V176H53ZM52 178V179H53ZM61 178V177H60ZM72 178V177H71ZM17 179V178H16ZM15 179V180H16ZM24 179H25V177H24ZM51 179V180H52ZM59 179V178H58ZM75 179V178H74ZM96 179V178H95ZM106 179V177L104 178V180ZM111 179L113 180V181H111ZM122 179V180H123ZM127 179L129 180V178L127 177ZM150 179V178H149ZM168 179H169V181H171V180H174L175 181V186H174V184L173 183H171V185H173L174 187L173 188H170L171 186L169 185V188L165 185V183L166 184H169V182L167 183V181H168ZM171 179V180H170ZM220 179V180H221ZM14 180V181H15ZM17 180H19V181H21L20 179H17ZM46 180H48L49 182L51 181L50 180V178H46ZM65 180V179H64ZM104 180L102 181V183L104 182ZM208 180H210V179H208ZM66 181V180H65ZM76 181V180H75ZM79 181V180H78ZM77 181V182H78ZM108 181H107V183H108ZM125 181H127L126 180V178H125ZM148 181V180H147ZM4 182V179H3V181L1 182V183H3ZM23 182V181H22ZM26 182V181H25ZM46 183V184H49L48 186L47 185H45L46 187H49V191H51L50 189H51V187L54 185V184H50V183H52L53 181H51L50 183ZM68 183H69V181H67ZM71 182V181H70ZM88 182V181H87ZM109 182V183H110ZM114 182H113V184H114ZM133 184H132V183ZM146 182V181H145ZM15 183H17V181H15ZM27 183V182H26ZM42 183V184H43ZM54 183V182H53ZM61 183H63V182H61ZM101 183V185L102 186H108L107 184H106V182H105V184L103 185ZM108 183V184H109ZM207 183H208V181H207ZM211 183V182H210ZM218 183V184H219ZM19 184H21V183H19ZM29 184V185H30ZM38 184H40V182L39 183H37L36 185H37V187L38 188H40V186H38ZM41 184V185H42ZM119 184V185H118ZM152 183L151 182H149V184L148 185H151ZM206 184V183H205ZM217 184V185H218ZM22 185H24L23 183H22ZM50 185H52L51 187H50ZM72 185H74V184H72ZM112 185V184H111ZM111 185H109V187L111 186ZM115 185V184H114ZM130 185V186H131ZM44 186V185H43ZM42 186V187H43ZM45 186L43 187V189L45 188ZM65 186V185H64ZM68 186V185H67ZM66 186V187H67ZM85 186V185H84ZM113 186V185H112ZM219 187V191H220V184L218 185ZM15 187V186H14ZM19 187V186H18ZM22 187V186H21ZM57 187V186H56ZM59 187V186H58ZM122 187V188H123ZM154 187V186H153ZM204 187H206L207 188V190L206 189H204ZM211 187V186H210ZM213 187V186H212ZM102 188V187H101ZM101 188H99V189H101ZM112 188V187H111ZM113 188H115V186L113 187ZM112 188V189H113ZM131 188V187H130ZM217 188V189H218ZM23 189V188H22ZM27 188H25V190H26ZM36 190V188H34V186H33V188H32V190ZM41 190V191H43L44 192V190ZM54 189V188H53ZM67 189V188H66ZM86 189V188H85ZM119 189H120V187H119ZM119 189H118V192H119ZM212 189V188H211ZM16 190V189H15ZM38 190V189H37ZM45 192L48 194V190L45 188ZM56 190V189H55ZM90 190V189H89ZM103 190H105V188L103 189ZM108 190V189H107ZM109 190H110V188H109ZM120 190H122V189H120ZM125 190H123V191H125ZM128 190V189H127ZM127 190H126V192H125V194L127 193ZM41 191H40V193H41ZM48 191V192H47ZM110 191H112V190H110ZM117 191V190H116ZM136 191V193L137 194H139L138 192ZM18 192H19V190H18ZM20 192H22V195L23 194H25V195H27L26 193H25V191H20ZM30 192V191H29ZM32 192H34V191H32ZM99 192V191H98ZM122 191H120V193H121ZM129 192V191H128ZM144 192V193H143ZM205 192V193H206ZM211 192H212V190H211ZM214 192H216V191H214ZM218 192V191H217ZM220 192H222V191H220ZM35 193V192H34ZM34 193H32V194H34ZM36 193H39V192H36ZM36 193H35V195H36ZM51 193V192H50ZM50 193L48 194V198H49V195H50ZM58 193V192H57ZM94 193V192H93ZM105 193H109V191L108 192H105ZM111 193H113V192H111ZM124 193V192H123ZM236 193V194H235ZM14 194V193H13ZM16 194H18V193H16ZM42 194V193H41ZM45 194V193H44ZM46 194V195H47ZM60 194V193H59ZM72 194V193H71ZM115 193H113V195H114ZM119 194V193H118ZM129 194V193H128ZM173 195V196H175V206L174 207H172V208H170V206L169 205H167L168 203H170L171 201H172V199L174 198V197H172V199H171V195ZM186 194H189L188 196L189 197H187V195ZM211 194V193H210ZM221 194V193H220ZM231 194H233V195H231ZM34 195V196H35ZM56 195V194H55ZM124 195V194H123ZM185 195V196H184ZM219 195V194H218ZM21 195H18V197H20ZM28 196V195H27ZM30 196H32V195H30ZM33 196V197H34ZM65 196H67V195H65ZM76 196V195H75ZM103 196H104V194H103ZM107 196H109V195H107ZM115 196H116V194H115ZM119 196V195H118ZM118 196H116V197H118ZM143 196V197H142ZM151 196V195H150ZM222 196V195H221ZM226 196H227V194H226ZM23 197H24V195H23ZM23 197H22V199H23ZM45 197V196H44ZM47 197V196H46ZM45 197V198H46ZM53 196H51V198H52ZM69 197V196H68ZM74 197V196H73ZM76 197H78V196H76ZM111 197V196H110ZM135 197V196H134ZM169 197H170V199H169ZM25 198V197H24ZM38 198H40V197H38ZM79 198V197H78ZM107 198V197H106ZM124 198V197H123ZM137 198H138V196H137ZM228 198H230V197H228ZM239 198V200H237ZM47 199V198H46ZM86 199V198H85ZM109 199V198H108ZM119 199V198H118ZM120 199H122V198H120ZM139 199V198H138ZM179 199V200H180ZM201 199H202V197H201ZM201 199H198V200H201ZM215 199V198H214ZM216 199H218V198H216ZM231 199V198H230ZM229 199V200H230ZM12 200V199H11ZM17 200H18V198L16 199V201L15 202H17ZM25 200V199H24ZM28 200V199H27ZM37 199L35 198V201H34V203L35 202H37L36 201ZM42 200V199H41ZM48 201H50L49 199H47ZM47 200H45V202L47 201ZM55 200V199H54ZM57 200H58V198H57ZM75 200V199H74ZM80 200H82V198H80ZM88 200V199H87ZM90 200V199H89ZM103 200V199H102ZM128 200V199H127ZM174 200V199H173ZM188 201H189V199H187ZM212 200V199H211ZM229 200H227V201H229ZM110 201V200H109ZM187 201V202H188ZM195 201V202H194ZM197 201V202H196ZM205 201V200H204ZM210 201V200H209ZM232 201H234V200H232ZM262 201V200H261ZM260 201V202H261ZM18 202H19V200H18ZM18 202H17V204H18ZM65 202V201H64ZM121 201H119V203H120ZM125 202H128V201H125ZM150 202V201H149ZM174 202V201H173ZM186 202V201H185ZM208 202V201H207ZM224 202V201H223ZM230 202V201H229ZM25 203V202H24ZM26 203H27V201H26ZM67 203V202H66ZM65 203V204H66ZM91 203H93V201L91 202ZM138 203V202H137ZM155 203H156V201H155ZM215 203H217V202H215ZM236 203V202H235ZM16 204V205H17ZM33 204V203H32ZM30 202H29V205H32ZM51 204V203H50ZM71 204V203H70ZM180 204H182V203H180ZM208 204V203H207ZM218 204V203H217ZM231 204V203H230ZM22 205V204H21ZM25 205V204H24ZM23 205V206H24ZM28 205V204H27ZM34 205V204H33ZM36 205V204H35ZM112 205V204H111ZM110 205V206H111ZM136 205V204H135ZM159 205V204H158ZM165 205V206H164ZM172 205V204H171ZM182 205H184V204H182ZM220 205H223V204H220ZM226 205H229V204H226ZM235 205L236 204H233V207H235ZM252 205V206H251ZM19 206V205H18ZM48 206V205H47ZM58 206V205H57ZM68 206V205H67ZM77 206V205H76ZM88 205L86 204V207H87ZM94 206H95V204H94ZM132 206H134V205H132ZM196 206H200V208H195ZM230 206V205H229ZM262 206V205H261ZM10 207V206H9ZM24 207H26V206H24ZM30 207H32V206H30ZM30 207L28 206V208L26 207V209H28V210H30ZM37 207H40V206H37ZM36 206H34V208L36 209L37 208ZM42 207V206H41ZM41 207L39 208V209H41ZM50 207V206H49ZM52 207V206H51ZM83 207V206H82ZM120 207H122V205L120 206ZM182 207V208H183ZM189 207V206H188ZM264 207V206H263ZM17 208V207H16ZM19 208H20V206H19ZM53 208V207H52ZM66 208H68V207H66ZM95 208H97V207H95ZM104 208V207H103ZM105 208H107V207H105ZM131 208V207H130ZM209 208H211V207H209ZM18 209V208H17ZM22 209V208H21ZM43 209V208H42ZM77 209V208H76ZM75 209V210H76ZM89 209H91L90 211H92V212H94L93 210H92V208H90L89 207ZM121 209V208H120ZM136 209V208H135ZM196 209H200V210H196ZM206 209V208H205ZM216 209H219V208H217L216 207ZM246 209V210H245ZM260 209H261V207H260ZM25 210V209H24ZM37 210V209H36ZM78 210V209H77ZM82 210V209H81ZM80 210V211H81ZM105 210V209H104ZM113 210V209H112ZM142 210H145V213H149V216H151V213L153 212L152 211V207L151 208H145V209H142ZM147 210V211H146ZM208 210V209H207ZM220 210V209H219ZM233 210V211H232ZM23 211V210H22ZM21 211V213H23ZM43 211V210H42ZM45 211V210H44ZM69 211V210H68ZM86 211V210H85ZM196 211V213H197V215H196V213H194ZM203 211V210H202ZM246 213H245V212ZM35 211H33L32 213H34ZM46 212V211H45ZM64 212V211H63ZM113 212H114V210H113ZM127 212V211H126ZM213 212H216V211H214L213 210ZM31 213V214H32ZM37 213H38V210H37ZM44 213V212H43ZM78 213V212H77ZM76 213V214H77ZM81 213V212H80ZM108 213V212H107ZM121 213V212H120ZM128 213V212H127ZM136 213V212H135ZM134 213V214H135ZM174 213H175V211H174ZM185 213V212H184ZM219 213V212H218ZM19 214V213H18ZM26 214V213H25ZM24 214V215H25ZM31 214H28V211H27V216L25 215V218H31L30 219V223H28V225H29V228H30V232L28 233V234H30V236H29V244H27L28 245V247L31 249H29L30 250V252L31 253H29V254H27V252L25 251V253L27 254V255H29V258H30V260H29V262H30V264H37V260L38 261H40V262H44L43 264H45V263H49V264H52V254L54 253V252H52V250H51V248H53V242H51V240L49 241V242H51V244L52 245H50V243H49V245H47V246H49V247H51L50 249L49 248H47V249H44L45 247H44V244L43 245H40V248H42V246L44 247L43 249H40L39 248V246L37 245V242L39 241L38 239L42 236V229H41V235H40V237L38 238V236H37V232H38V228H37V225H38V223H39V225L40 224H42L41 222V217H39L38 216V218H40V222L38 221V222H36V220H38V218H34V216H32V217H29ZM36 213H34V215H35ZM42 214V213H41ZM130 214V213H129ZM166 214V215H167ZM20 215V214H19ZM24 215H21L22 216V218H23V216ZM38 215V214H37ZM43 215V214H42ZM61 215V214H60ZM63 215V214H62ZM79 215V214H78ZM81 215V214H80ZM86 215V214H85ZM115 215V214H114ZM143 215V214H142ZM141 215V218L143 217H145V215L144 216H142ZM159 215V214H158ZM163 215H165V214H163ZM165 215V216H166ZM181 215V214H180ZM215 215H217V213L215 214ZM44 216V215H43ZM48 216V215H47ZM51 216V215H50ZM120 216V215H119ZM148 215L146 214V217H147ZM164 216V217H165ZM189 216V215H188ZM198 216V217H197ZM210 216V215H209ZM19 217V216H18ZM35 217H36V215H35ZM45 217H46V214H45ZM110 217V216H109ZM115 217V216H114ZM128 217V216H127ZM158 217V216H157ZM159 217H161V215L159 216ZM158 217V218H159ZM167 217V216H166ZM178 217V216H177ZM204 217V216H203ZM206 217V216H205ZM214 217H216V216H214ZM20 218V217H19ZM24 218V219H25ZM44 218V217H43ZM51 218V221H52V216L50 217ZM50 218H46L45 220H48L49 221V223L51 224V222H50ZM97 218H98V216H97ZM101 218V217H100ZM107 218V217H106ZM120 218H121V216H120ZM124 218V217H123ZM182 218V217H181ZM180 218V219H181ZM237 218V217H236ZM24 219H23V221H24ZM115 219V218H114ZM119 219V218H118ZM133 219V218H132ZM162 219V218H161ZM163 219H165V218H163ZM168 219H169V217H168ZM188 219V218H187ZM234 219V222H237L236 221V219L235 218H233ZM1 220V219H0ZM75 220V219H74ZM91 220V219H90ZM98 220V219H97ZM102 220V219H101ZM121 220V219H120ZM131 219H129V221H130ZM158 220H160V218L158 219ZM166 220V219H165ZM193 221H195L196 219H192ZM215 220V219H214ZM99 221V220H98ZM106 221V220H105ZM172 221V220H171ZM186 221V220H185ZM45 222H47V221H44L43 223H45ZM57 222V221H56ZM109 222H111V221H109ZM123 222H124V219H123ZM143 221H141V223H142ZM174 222V221H173ZM192 222V221H191ZM190 222V223H191ZM196 222V221H195ZM7 223V222H6ZM72 223H74V222H72ZM78 223V222H77ZM144 223V222H143ZM182 223V222H181ZM50 224H48V225H50ZM76 224V223H75ZM116 225H117V223H115ZM131 224H134V223H131ZM135 224H137V222H135ZM184 224V223H183ZM189 224V223H188ZM187 224V225H188ZM219 224V225H218ZM221 224V225H220ZM38 225V227H41L42 225H44V224H42L41 226H39ZM45 225H47V223L45 224ZM56 225H57V223H56ZM59 225V224H58ZM78 225V224H77ZM140 225V224H139ZM139 225L137 224V226L139 227ZM167 225V224H166ZM170 225H172V223L170 224ZM178 225V224H177ZM182 225V224H181ZM53 227V225H50L49 227ZM65 226H66V224H65ZM64 226V227H65ZM71 226H73L72 224H71ZM70 226V228L72 229V227ZM97 226V224L95 225V227ZM109 226V225H108ZM128 227H129V225H127ZM141 226H144V225H141ZM199 226H198V229H199ZM25 227V226H24ZM28 227V226H27ZM44 227V226H43ZM46 227V226H45ZM59 227V226H58ZM57 227V228H58ZM62 227V226H61ZM60 227V228H61ZM77 227V226H76ZM99 227V226H98ZM98 227L96 228V230L98 229ZM145 227V226H144ZM182 227V226H181ZM215 227V228H214ZM234 227H236L235 229H234ZM10 228V227H9ZM80 228V227H79ZM84 228V227H83ZM82 228V229H83ZM102 228V227H101ZM154 228V227H153ZM162 228V227H161ZM171 228V227H170ZM201 228V227H200ZM240 228V229H239ZM38 229V230H37ZM50 229L51 228H48V230L45 228L44 230H45V232H49L48 233V235H50L51 233H50ZM66 229H69V227L68 228H66ZM71 229H69V232H70V230ZM184 229V228H183ZM206 229V230H207ZM4 230V229H3ZM25 230V229H24ZM44 230H43V232H44ZM59 230V229H58ZM125 230V229H124ZM186 230H187V228H186ZM186 230H182L181 229V237L182 236H184V233H185V235L187 234L186 233ZM189 230H190V232H189ZM195 230V229H194ZM194 230H193V233H196V230H195V232H194ZM209 230H208V232H209ZM215 230H216V234H214V232H215ZM226 230V229H225ZM229 230V229H228ZM205 231V230H204ZM39 232H40V230H39ZM80 232V230L79 229H77L76 230V233L78 234ZM86 232V231H85ZM107 232H108V230H107ZM122 232H123V230H122ZM121 232V233H122ZM136 232H137V230H136ZM142 232H143V230H142ZM188 232L190 233V237H191V229H188ZM226 232H227V230H226ZM226 232H224L225 234H226ZM8 233V232H7ZM16 233V232H15ZM57 233V232H56ZM71 233H72V230H71ZM75 233V232H74ZM74 233H73V235H74ZM82 235H83V233L82 232H80ZM92 233V232H91ZM120 233V234H121ZM127 233V232H126ZM171 233V232H170ZM197 233H198V230H197ZM196 233V234H197ZM206 233V232H205ZM205 233L203 234V235H205ZM223 233V232H222ZM229 233V234H230ZM44 235H46V233H43ZM139 234V233H138ZM224 234V235H225ZM227 235V236H230V235ZM13 235V234H12ZM17 235V234H16ZM48 235H46V239H47V241H48V238L51 236H49L48 237ZM53 235V234H52ZM70 235H72V234H70ZM80 235V234H79ZM81 235V236H82ZM101 235V234H100ZM111 235V234H110ZM126 235V234H125ZM127 235H129V234H127ZM193 235H195V234H193ZM219 235H217L218 237H219ZM222 235V234H221ZM224 235H222L223 237H224ZM25 236V235H24ZM27 236V235H26ZM138 236V235H137ZM162 236H164V235H162ZM196 236V235H195ZM194 236V237H195ZM217 236H215V237H217ZM48 237V238H47ZM60 237V236H59ZM70 237H72V236H70ZM78 237V236H77ZM80 237V236H79ZM78 237V238H79ZM134 237V236H133ZM140 237V236H139ZM178 237H179V235H178ZM185 237V236H184ZM187 238H190L189 237V235L187 234V236H186ZM201 237V236H200ZM206 237V238H207ZM226 237V236H225ZM232 237V236H231ZM12 238V237H11ZM14 238V237H13ZM43 236H42V238L40 239V242H41V240L43 241V239H45ZM57 238V237H56ZM66 238V237H65ZM74 238H76L75 237V235H74ZM74 238L72 237V239L74 240ZM81 238V237H80ZM83 238V237H82ZM101 238V237H100ZM109 238V237H108ZM187 238H186V240H187ZM198 238V237H197ZM233 238V237H232ZM1 240H2V238H0ZM24 239V238H23ZM23 239H22V241H23ZM110 239V238H109ZM108 239V240H109ZM140 239H141V237H140ZM149 239V238H148ZM156 239V238H155ZM161 239V238H160ZM165 239H166V237H165ZM179 239V238H178ZM185 239V238H184ZM193 239V238H192ZM195 239V238H194ZM239 239V240H238ZM263 239V238H262ZM8 240V239H7ZM70 240V239H69ZM167 240H168V238H167ZM221 241H222V239H220ZM25 241V240H24ZM79 241V240H78ZM81 241V240H80ZM116 241V240H115ZM130 241V240H129ZM136 241H137V239H136ZM149 241V240H148ZM178 241H180V240H178ZM196 241V240H195ZM237 241H240L239 243L237 242ZM28 242V241H27ZM39 242V243H40ZM72 242V241H71ZM102 242V241H101ZM133 242V241H132ZM132 242H130V243H132ZM155 242V241H154ZM161 242V241H160ZM219 242V241H218ZM42 243V242H41ZM43 243H45V240L43 241ZM76 243V242H75ZM103 243V242H102ZM127 243V242H126ZM135 243V242H134ZM158 243V242H157ZM166 243V242H165ZM203 243V242H202ZM217 243V242H216ZM220 243V242H219ZM47 244V243H46ZM55 244V243H54ZM66 244V243H65ZM108 244V243H107ZM115 244V243H114ZM122 244V243H121ZM120 244V245H121ZM218 244V243H217ZM235 244H236V246H235ZM21 245H23L22 247L23 248H27V245H26V243L24 244V243H22ZM25 245H26V247H25ZM196 245V246H195ZM229 245L232 247V244H230L229 243ZM229 245H227V247H225V248H227L228 249V246ZM15 246H20V245H15ZM15 246H13V247H15ZM46 246V247H47ZM131 246V245H130ZM157 246V245H156ZM175 246V245H174ZM220 246V247H219ZM237 246H240L238 249H237ZM11 247V246H10ZM22 247H20V248H22ZM107 247V246H106ZM143 247V246H142ZM147 247V246H146ZM198 247V250L196 249ZM9 248V247H8ZM19 248V247H18ZM17 248V249H18ZM55 248V247H54ZM53 248V249H54ZM77 248V247H76ZM95 248V247H94ZM136 248V247H135ZM140 248V247H139ZM151 248H153V247H151ZM164 248V247H163ZM224 248V250L225 251H227L226 249ZM10 249V248H9ZM13 249V248H12ZM114 249V248H113ZM112 249V250H113ZM121 249V248H120ZM124 249V248H123ZM174 249H179L180 251H179V253L177 254V252H175V250ZM192 249H196L197 251L195 252V251H193ZM208 251H210V252H208ZM232 249H234V248H232ZM234 249V250H235ZM15 250V249H14ZM27 250V249H26ZM56 250V249H55ZM89 250V249H88ZM109 250V249H108ZM145 250V249H144ZM155 250H156V248H155ZM160 250V249H159ZM229 251H230V248L228 249ZM20 252H19V254L22 252L21 250H19ZM28 251V250H27ZM64 251V250H63ZM67 251V250H66ZM76 251V250H75ZM107 251V250H106ZM133 251V250H132ZM147 252H148V250H146ZM152 251H153V253H155L154 252V250L152 249ZM157 251V250H156ZM171 251H173L172 253H171ZM178 251V250H177ZM220 251H218V253L220 252ZM228 251V252H229ZM29 252V251H28ZM49 252H52V256H51V258H50V255L48 254ZM88 252V251H87ZM123 252H125V250L123 251ZM167 252V253H166ZM177 254H175V253ZM192 252V253H191ZM7 253V252H6ZM17 253V252H16ZM86 253V252H85ZM111 253V252H110ZM113 253V252H112ZM121 253H122V250H121ZM127 253V252H126ZM139 253V252H138ZM151 254L150 255V259H153V255L154 254ZM157 253H159V252H157ZM157 253H155V254H157ZM193 253H197L198 254V256H196L197 254H193ZM205 253H207V254H209L208 255V259H207V257L205 256V255H207V254H205ZM221 253V252H220ZM71 254H72V252H71ZM117 254V253H116ZM130 254V253H129ZM133 254V253H132ZM131 254V255H132ZM191 254H193V255H191ZM202 254V255H201ZM213 254H215V255H213ZM69 255V254H68ZM73 255V254H72ZM81 255V254H80ZM79 255V256H80ZM141 255H143L142 253H141ZM213 255V256H212ZM24 256H26V255H24ZM64 255H62V257H63ZM71 256V255H70ZM122 256V255H121ZM145 256V255H144ZM144 256H142V257H144ZM196 256V257H195ZM205 256V257H204ZM218 257V258H216V257ZM228 256H231V257H233L234 258V260H233V258H229ZM7 257V256H6ZM27 257V256H26ZM67 257V256H66ZM65 256L63 257V258H66ZM124 257V256H123ZM122 257V259H124ZM127 257L128 256H126V258L125 259H127ZM195 257V258H194ZM210 257V258H209ZM235 257H236V259H235ZM28 258V257H27ZM43 258V259H42ZM68 258H70L69 256H68ZM74 258V257H73ZM116 258V257H115ZM114 258V259H115ZM132 258V257H131ZM157 258H158V256H157ZM202 258V257H201ZM216 258V259H215ZM240 258H241V260H240ZM25 259V258H24ZM84 259V258H83ZM122 259H120V260H122ZM141 259V258H140ZM155 259H156V256H155ZM199 259V258H198ZM205 259H207V260H205ZM23 260V259H22ZM42 260V261H41ZM54 260V259H53ZM69 260V259H68ZM128 260V259H127ZM135 260V259H134ZM133 260V261H134ZM138 260V259H137ZM149 260V259H148ZM157 260V259H156ZM160 260V259H159ZM197 260V259H196ZM215 260H216V263H215ZM75 261H76V259H75ZM123 261L124 260H122V263H123ZM128 261H131V260H128ZM136 261V260H135ZM195 261V262H194ZM200 261V262H199ZM21 262V261H20ZM20 262H18V263H20ZM109 262V261H108ZM112 262V261H111ZM138 262V261H137ZM137 262H135L136 264H137ZM21 263H23V262H21ZM119 263V262H118ZM132 263V262H131ZM140 262H138V264H139ZM146 263V262H145ZM38 264H39V262H38ZM42 264V263H41ZM124 264V263H123ZM126 264H129V262H126ZM134 264V263H133ZM141 264V263H140ZM150 264V263H149ZM196 264H197V262H196Z\"/></svg>",
    "mask_w": 264,
    "mask_h": 264
}]
</instances>
